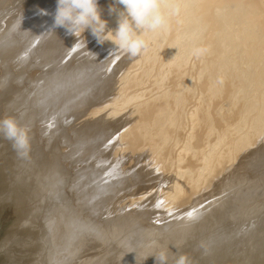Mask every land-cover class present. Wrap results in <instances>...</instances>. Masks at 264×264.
<instances>
[{
	"label": "rangeland",
	"instance_id": "obj_1",
	"mask_svg": "<svg viewBox=\"0 0 264 264\" xmlns=\"http://www.w3.org/2000/svg\"><path fill=\"white\" fill-rule=\"evenodd\" d=\"M30 1H32V2H30ZM33 1L34 0H0V32L3 33L4 31L2 32V30H5L6 27L7 28H11L12 21H15L16 18L20 14H22V12L24 10H26L28 8V6L31 7V4L32 3L34 4ZM258 1L261 2L262 6L264 8V0H258ZM258 1L257 0L256 1L255 0L254 1L253 0H165V2H167V3H173V4H175V5L178 6V12L175 15L169 16V18H168L169 19V24L172 23V28L173 29L174 28L175 29L177 28V29L176 30H170L169 31V29H172V28L170 27L171 25L168 24L169 29L167 27V29H168L167 30V33L169 32V34H167L166 33V30H164V31H160L158 33H148L149 36L147 35V37H146V39H147L148 37H150V35L158 34L159 37H160V39L162 40L163 37H164V33H166L165 35H167L168 37H169V35H171V38L169 37L168 39H171L172 41L174 39V41H175L176 36L174 38L173 37L174 35H177L178 36V34H179V36L181 37V34H182V36L184 34V36H185V38H183L184 40H186V39H187V41L188 40H191V41H188V42H191V43H187L186 44L187 50H184V51L182 50L181 51L178 48H176L177 50L181 51V52H178V51L176 52V50L174 49L175 50L174 52H176L177 54L178 53L179 54L181 53V56H179V54L177 55L174 52L172 53V56L174 55V56H177L178 58H181L182 57L183 60H185L187 57H190L189 59L187 58V60H188L187 62L188 63H189V60H191L192 58L194 60V61L191 60L190 61V64H187L186 62H185V64H183L185 66L187 64L186 68L184 67L183 70H185V71L188 70V72H190L189 74L192 76V77H189L188 74H185L186 77H189V78H185L184 77L185 78L184 79L183 77H180L184 81L186 80L189 83L188 84L185 81V83H187L186 86H189L191 81L192 82H195L196 80H194V79H196V78H194V77H196L197 75L199 76L201 74V72H204L205 75H202L203 74L202 73L200 76H203V77H199V81L201 80L203 84L202 83H199L198 80H197L198 82L196 81L195 84L191 82V85L192 84L194 85V86L192 85V88L195 87V88H193V89H195V92H199V90H200L199 88H202L203 86H206V84L209 83L210 80L212 81V82H210V84L214 83L213 81H216V83H219V84L223 82V84H224V82H225L224 80L226 79V81L229 80L230 81L229 83H232L231 86L233 88H234V86L236 84L238 85L239 82L241 83L243 81L241 84H244L245 88H244L243 85L240 84L241 86H239V87L240 88L242 87L241 89H239L238 86H236L235 89H233V88H231V86L228 85L229 84L228 83L227 84L229 86L228 88H231L230 89L231 90V93H232V90H233V93H232V95L230 94L231 95L230 96V95H228V93H230V92H228L227 95H224V96L221 95V98L228 96V97L231 98V99L230 98L229 99L232 100V99H234V98L237 97L236 99L238 100V94H240L243 97L242 98L239 97V98L241 100L242 99L244 100V97L249 96L248 98L247 97L245 98L246 101L244 100V103L247 102L246 103L247 106H243L241 108V109L244 108L243 109L244 110V113H242V112L241 113H242L243 117L245 118L244 120H242V121H244V124L246 125V127H244L245 128V131L247 132V134H248V132L250 133V134H248L249 135L248 139H249L250 142L249 141L247 142V136L246 135H245L244 138L242 137V139H244V141H246L245 142L246 144L247 143H250V144L249 145H246L244 143V141H241L240 140L241 142H243L246 145V146L244 145L246 148L248 146V149H247L248 151L247 150H244L243 148H241L242 151L241 150H238V151H236V153L234 152L235 154H233V151L231 152L235 156L236 160H237V158L240 157V155H241L240 158L241 159H244V160H240V158H239V160L236 161L235 158H234V161H233V158L231 157L232 158V161H230V162H233V163H230L229 162V165H228V161L229 160L227 161L226 160L227 158L224 156L225 150H227L228 148H224V149L221 148V150H220V148H218L220 151H217L218 149H216L217 154H219L221 152V156L219 154V157H221V160H223L224 158H226V159L223 160V163L220 162L221 161L220 159H219L220 161H216V160H218L217 159L218 156H216L215 153H214L215 155L212 154L213 152H215V151H212V153L210 155L211 156L214 155V156H216V158L214 157V159H211V163L213 162L212 160H214L215 162H217V164L219 162V166L218 165H216V166L220 168V171H221L220 173L222 175L219 174V171H218L219 169L216 168L215 163L214 164L212 163L211 166H213V167L215 166L214 169L211 168V170L213 169V171L211 172V174L213 176L211 174H208L207 177L210 179V177L212 176L211 178L214 179L215 181L214 180H211L212 181L211 182L208 178L207 179L205 178V180L206 181L208 180V181L206 182L204 180L205 181L204 182L202 180L204 178L203 176H205L204 175L205 174V171L204 170L206 169V167L208 165H205L206 166L205 168L202 166L203 171H204V174H202L203 176H201V178H200L199 175H201V174L199 173V175H198V178L200 179L199 182L197 180H195L197 178H192V176L191 177L189 176L191 182L192 181H194V182L196 181L198 183V185L196 184V182H195V184H194V182H192V183H190V181L188 182V180L186 179V177H184V179H186V181L188 183H190V184H188L187 182H185V180L181 179V178H183V176L180 175V173H181V170L180 169L186 170L187 169V167H185L186 163L184 165V168H183V166L181 168V164H178L176 166L175 163H174L175 162L174 160H176V159H174V158H176V157H174L176 155V150L177 149L178 150L181 149L183 147V145H184L183 140L181 141V139H183V138H181V136H183L185 134V131L181 133V136H180V134L179 135L178 134H174V136L177 135L176 138L179 139V137H180L179 140L176 139L178 141V142L177 141L176 142H177V144L180 147L179 146H176L174 148L176 150H171L172 155L170 154V155L167 156L168 157V158H166V159H168L167 166L165 165L166 164L165 163L164 164V168H163L164 171L162 172V170H160L159 174L161 175L160 176L161 179H159V181L157 180V182H155L153 184L152 183L147 184V183H143L142 181H140L135 176H132L133 177L132 180L134 181V184H133V182L131 180V177H128L126 179L131 180L132 183H130L129 180H126L125 179L123 181V179H120L121 182L119 181L118 183H116V187L118 188L116 192H114L115 189H113V191H110L109 190V187L107 185H104L105 182L102 183V181L100 180L102 178H99L98 179V177H97L98 181H96L97 179L95 177V174L93 172L91 173V171H89L90 170L89 164H91V161H92V158L91 157L89 158V156H91V154H90L91 151H90V153L88 152V154H87V156L89 155L88 158L91 160V161L88 160L89 161V164H88L87 160L86 161H83L84 163L81 162V160H80L81 157H77V156L75 158H72L70 156L68 157V155L65 154V152L63 151V147L65 145H67L71 141L72 142L74 141L73 137L75 136L74 135V132H76V131H75V129L74 130L72 129V128H74L73 126L72 127L70 126L73 122L71 123V121H69V120H72L71 118L74 116V118H73L72 121L75 122L76 114H77V117H78V118L76 117V120H78L79 117L81 118L84 113L86 114V112L87 113L88 112H92L97 107L99 108V106L101 107V106L106 105L104 103H107L110 100L111 97L114 98V100L111 98V100L113 102L111 103V100H110L109 101L110 103H108L107 106H109V104H111L109 107H112L113 106V108H114V105L117 102V100H115L116 97H114V96L117 95V94L119 95V94H122L123 93L122 97L125 96V94L126 95L128 94L129 97L127 95L126 97H124L125 99L128 97L127 99H130L131 100V98H134L135 97L133 101H136L135 99H138V97H139L138 94L139 93L141 94L143 92L146 95V97H147V93L146 92L149 93L151 91V93H154V92H152V90L157 92V87H155V86H157V85L160 84L158 86V89H160V93H158L159 90L157 92L158 95L160 94L159 96L157 95V93L156 94L154 93L155 95L152 94L153 97H149V96H151V93H150L147 98L143 95L145 97V99H143V100H141V99L144 98V97L143 96H140L141 99L140 98L139 99H140L141 102H139V99H138V102H135V104L133 102V106L134 105L136 106L137 105L136 103H139V105H137L139 107L143 106L142 104L147 103L146 100L148 98L150 99V100L148 99V102L150 101L151 103L152 102L154 103L155 101H159L158 98L161 97V94L164 93L165 90H167V92H168V90H170L171 88H173V87L175 88V85L174 84L175 83H178L179 84L180 79L179 80H175L174 79V82L171 81L172 83H170L169 82L170 81V79H169L170 76H169V78H167L166 76H168V75H165V79L167 78L168 80L166 79V81H168V82H166V81L164 82V77L162 78L163 80L161 79V81H160L157 78V76H156L155 78L157 79V81L155 82V78H152L151 79L149 76H147V78H146V76H144L142 74L143 73L142 72L143 70L142 71H139L138 70L139 73H138V71H134V72H132L134 74H132V73L129 74V72H130L129 70L134 69V67H136V64H137L138 69H139L140 66L143 65V63H145V62L142 60V64H141V59H139L140 62H139V60H138V62L140 64L136 61L137 63L134 62L135 63V65H134L133 58L131 59V57H129L128 55H125L126 56V58H125V56H124L125 53H123V54H120L121 55L120 58L122 59V61H121V59L119 58L120 55L118 54V56H116V59L114 58L116 61L112 59V62L114 61L113 63L111 62L110 59H109L110 61L108 60L107 64H106V62L103 63V64H106V65H103L102 66L101 72L106 71L105 75H108V78L112 79V81L113 80L115 81V79L116 80H118V79L119 80H122L123 78L122 77L121 78H118V76L120 77L121 75L123 76L124 74H126V76L124 78L125 79V82H123V83L125 85L128 84V87L129 88H127V86L124 85L125 86V89L122 88V87H119V88H121L120 89L121 91L120 90L118 91L119 93L114 94V95L113 94H108L110 98L107 97L108 95L107 96L106 95H103V97H99L100 100L102 98L103 105H102V102L100 104L99 103L100 100L97 99L96 102H98V104L93 105V107L90 108L91 111L89 109H87L88 111L87 110L86 111L85 110L82 111L81 107L78 105V102L76 103L78 105V107H77V105L76 106L74 105V107H73V105H70L68 107L67 106H64L65 109H64V107H62V108L60 107L63 110L62 111L61 109H59V111L62 112V113H60V114H62V116L58 117V119L56 118V119L53 120V118H54L53 117V115H54L53 113H50V112L47 113V114H45V112L42 113L40 111V109H39L40 104H38L37 102L29 103V98L31 97L29 93L36 92L39 89H40V92L43 91V90H46V89H51V88H52L51 90H54L56 88L55 87L56 81L54 79H57L58 80V78L60 76L59 75L60 74L59 73L60 71H58L57 73H55L52 76L53 78H51L50 76L48 77V74H46L47 69H46L45 65L43 64V63H45L44 60L43 59L40 60L41 63H39L40 61L38 59H34L33 58L35 56H36L35 58H37V55L38 54L31 57V55L33 53L29 54V56H28V53H26L25 51L22 52L23 49H20L22 46L21 47H17L19 49L16 48V43L20 39H18V37L15 38V35H14V32L15 31H12V35H10L11 33L9 35H4L3 34L4 36L2 35L3 36L2 38H1V33H0V40H1L0 41V57H1L0 58V119H4V118H8V117H11V118L15 119V121L17 122L18 125H20L21 127H25V128H27L29 130L28 131V135H29V141H30V148H29V151H28L27 156L21 157V156H19L17 154L16 151L13 150V147L11 145V142L8 141V140H6V139H4L3 138V134L0 133V262L1 263H3V264H88V263L89 264H139V263L140 264H155V260H154V257L153 256H157L158 257L159 254L163 252V253L167 254V262H166V264H175L176 259L181 254H186L188 256L190 264H200V263L201 264H264V169L260 173L257 172V171L255 172L256 169L257 170H258V168L260 169L259 166L263 165V166H261L263 168L264 167V164L257 165V164H259L257 158L260 156V155H257V154H262V153H261V151H259V153H257L258 152L257 149H256V152L254 151L255 150L254 148H257L258 147V144L257 143H258L259 139L260 138H263L264 139V136L261 137L262 135H264V130H263L264 129V127H263V125H264L263 124V122H264V119H263L264 118V106L263 105L264 104H262V102L264 103V101H263V98H264V94H263L264 91H263V89H264V87H263V89L260 90V88H262V86L264 85V84H262V81L264 83V72H263L264 71V67H263L264 66L263 65L264 64L263 63L264 60L261 61L262 58L264 59V55H262V53H264V45L263 46L262 45L259 46L261 44L259 40H261L262 38L264 39V37L261 36V35H264V34H261V33H264V32H260L262 29H264V12L262 13L261 12V9L257 5V3H259ZM22 2H23V4H22ZM47 2H48L47 3L48 5H51V6L48 7V9L51 8V10H54L55 11V8H56V0H47ZM113 3H114V0H98V9L100 10L101 19L102 20H105V16H106V17L111 18V20H112V24H110V26H109L110 29H115V27H116V19H117L116 15H114V18H112L111 17V14H109V11H108L109 7L110 6H113ZM114 6L116 8H119V5L118 4H116ZM255 7H256L257 10L254 9ZM120 8H122V7H120ZM253 9L255 10V13H253L254 12ZM258 9H260V10H258ZM183 10H185V12ZM171 17H175L177 20L182 19L183 22L180 20V23H179L176 19H173V21H174L173 22L172 20H170ZM8 23H10V24H8ZM183 23H185V25L187 24V27H185V25H182L183 26L182 27L181 24H183ZM173 24L174 25L176 24V26L173 27ZM3 26H5V27L3 29H1ZM179 27H182V28L185 27L183 29V31L180 30L181 31V34H180V31H179V29H180ZM172 31H173V33H172ZM175 31L178 32V34L177 33L175 34ZM183 32H185V33H183ZM259 32H260L261 35L259 34ZM257 33L261 37L260 38L258 36V41H257V35H258ZM89 35H90V33H89ZM11 36H12V38H11ZM48 36L49 35H45V36L41 37L42 38V41L41 42H42L43 45H46L44 42L46 41V43H47V40L49 39ZM179 36L176 38V40L177 39H180ZM6 38L8 39V41H7ZM168 39H166L167 40V43L170 42ZM148 40H149V38H148ZM180 40L176 41V42H178L177 43L178 44V47H179L180 42H183L182 39H180ZM213 40H216V41H214V43H215L214 50H213V46H214ZM172 41L170 43H172L174 45L175 43H173L174 41L173 42ZM184 42H183V45H182V43L180 44V45H182L183 48H185L184 45L186 43V42L185 43ZM261 42H262V44H264L263 41H261ZM107 43H108V45L109 44L112 45L110 42H105L104 44L106 45ZM219 43L222 44V45H220L222 47H220V46L216 47V45H219ZM177 44H175V45L177 46ZM187 45H188V47H187ZM98 46L99 45L95 41L94 47H98ZM190 46H191V48H190ZM225 46L228 47L226 49L229 50L230 55H229V53H228L227 50H224L225 48L223 49V47H225ZM8 47H10V49ZM194 48H202L205 51L203 52V54L201 56L195 57V58L194 57L191 58L192 55H190V54L192 53V50ZM217 48H220L219 49L220 51ZM239 48H240V50L242 49V51H240L241 53H239V50H238ZM257 48H258V51H256ZM5 49H6V51L8 49L9 51H7V52H10L11 53V55L9 53H7L8 55H10V58H8L9 56L7 54H5L6 53L5 52ZM16 49H17V51H16L17 53H15V50ZM188 49L191 50L190 51L191 53L188 52ZM221 49H223L224 52ZM10 50L14 51L13 52L14 55H13L12 51H10ZM217 50H218V54H217ZM20 51H21V53H20ZM253 51H255V52H253ZM162 52L164 53V51H161L160 54ZM185 52H188V54L190 56H188ZM259 52L261 53V56L258 55ZM1 53H2V55H1ZM163 53L161 55H163ZM215 53L217 54V56H216ZM220 53L222 55H220ZM237 53H238V55H236ZM255 53H257V54H255ZM3 54H5L6 56H4ZM15 54H17L16 58H14L15 57ZM231 54H232V56H231ZM239 54L240 55L242 54V57ZM25 55L27 57H24ZM250 55L251 56H253V55L256 56L257 55V58L256 57L253 58L254 56L253 57H250ZM108 56H109V54H108ZM108 56H105L104 59H106V57H108ZM183 56L186 57V58H183ZM221 56L223 58V59L221 58V60L227 66V69L224 66V68L227 70V72L221 66L222 64H218V63L216 64V63H214L213 65H211V63H213L214 61L217 62L216 61L217 59L220 60V57ZM239 56L241 58H243V60H242L243 62L242 61L240 62L241 59H239V63L237 61V63H236L237 65H235V66H238L239 68L238 67H234L235 61L238 60V58H240ZM230 57H232V58H230ZM117 58H119V59H117ZM123 58L125 59L126 62L123 61L124 60ZM214 58H216V60H214ZM228 58L232 59L233 62H234V64H233L232 60L230 61ZM259 58H261V59L259 60ZM2 59L3 60L6 59V60H4L5 62ZM227 59H228V61H227ZM256 59L259 60L258 61L259 63L261 62L260 63V67H259V64L256 63L257 62ZM15 60H19V63L20 64L18 63V61L16 62ZM23 60H24V62H23ZM118 60H120V62ZM129 60L132 63H129L130 62ZM208 60H210L212 62L211 63H206L205 61L210 62ZM219 60H218V62L220 63L221 60L220 61ZM9 61L11 63H9ZM25 61L28 62V63H26ZM35 61H38V62L35 63ZM229 61L231 62L230 64H229ZM14 62H15V64H13ZM29 62L31 64L34 63L33 66H36V68L33 67ZM156 62L158 63L160 61H156ZM204 62L206 63L205 64V67H204V64H203ZM108 63L111 64V65H108ZM114 63H116L115 64L116 66L114 65ZM146 63H147L148 66L150 65L151 68H153V70L156 69L154 67H156L155 64H157V63L154 64L155 66L151 65L148 62H146ZM192 63H193V65H196L197 63L200 64V66L198 64L197 65L199 67V70L201 69V71H199L197 69L198 67L196 68L195 66L192 67V69H195L196 68V70H192V69L189 70V68H191V66H193ZM246 63H248V64L246 65ZM25 64H26V66H25ZM131 64L133 66H131ZM207 64H208V66L210 64L212 67L214 65L215 66L218 65V68H219V66H221L222 69L220 70V68H219V70L220 71L223 70V71L218 73L219 70H217L218 69L217 67H215V66L213 68L211 66L208 67ZM240 64H241V66H240ZM9 65L11 67H9ZM117 65H119V66H117ZM160 65H162V64L161 63H158L157 66L160 67ZM248 65H249V69H251V71L249 70L250 73H249V71L247 72ZM13 66H14V68H13ZM106 66H108V67H106ZM112 66H114V67H112ZM148 66L144 65V66H141V67H143L142 69L145 70V69H148ZM150 66H149V68H150ZM230 66L233 67V70L234 71H232V69H231L232 67H230ZM19 67L22 68V69L20 70ZM23 67H25L27 70H25V68H23ZM44 67H45L46 70L44 69ZM104 67L106 68V70H104L105 69ZM117 67L119 68L118 70H120L121 67H122V69H121L122 71L119 72L117 69H115ZM127 67H128L129 70H126ZM206 67H208L209 69L206 68ZM254 67H255V69L262 67L263 70L261 69L262 70L261 71V70L256 69L257 72H255V69H254V71L252 70ZM215 68H217L216 69L217 71L215 70L216 73H215L214 70H212V69H215ZM237 68L240 69V70L237 71ZM3 69H5V70H3ZM135 69L137 70V68H135ZM203 69H205V70L202 71ZM206 69L208 71L210 70L208 72L209 74L207 73ZM19 70H20V72H19ZM107 70L109 72H107ZM123 70H124V72H123ZM156 70L158 72L159 69L157 68ZM114 71H115V74H113ZM191 71H194V73L192 72V74H191ZM242 71H244V72H242ZM29 72H31V74H33L34 76L31 75ZM33 72H35L36 74L33 73ZM126 72L130 75L129 78H128L129 80L126 78V77H128V74ZM140 72H142V73H140ZM157 72H156V74H157ZM196 72H198V74ZM212 72L215 73L216 75L213 74L214 75L213 76L212 75ZM233 72H234L235 79L233 77V74H231ZM238 72L239 73L242 72L241 75L243 76V79H241V77H240L241 75ZM24 73H25V75H24ZM110 73H112V74L110 75ZM135 73L139 74V76L141 75V77H139L138 75H136V77H135L136 79H133L134 76H135ZM181 73H183V71L180 72V74H179L180 76H182ZM184 73H187V72H184ZM217 73L218 74L223 73L224 74V77L226 76L225 79L223 77V81H221V79H222L221 76H223V74H222L219 77L220 78V82H219L218 81L219 78L216 77L218 75ZM227 73H228V75H227ZM255 73L256 74L259 73V74L256 75ZM103 74H104V72H103ZM131 74L134 75V76H132ZM193 74H194V76H193ZM206 74H208L209 77L212 76L213 78L212 77L211 78L213 80L212 79L208 80V76ZM253 74H255V75H253ZM112 75H113V77H110ZM229 75H231V76H229ZM237 75H238V77H240L239 79H241L242 81H240L238 79ZM246 75H247V77H246ZM252 75H253V78H252ZM32 76H33V78H32ZM115 76H117V78H115ZM131 76L133 77L132 78L133 81H132V79L130 80V77ZM205 76H207V82L205 80L206 79ZM248 76L251 77V79L253 80V82L250 79V77H249V80H248ZM256 76H258V77H256ZM34 77H35V80H34ZM142 77H144L143 82H142ZM148 77H149V79H148ZM176 77H178V75ZM214 77H216L215 78L216 80L214 79ZM236 77H237V79H236ZM244 77H246V78H244ZM25 78H28V79L25 80ZM29 78H31V79H29ZM49 78H51L52 81L49 80ZM137 78H139V80ZM172 78H175V77L172 76ZM190 78H191V81L189 82V79ZM200 78H202V79H200ZM146 79H148L149 82L152 80L150 82V85H148L149 82H147ZM254 79L257 80V83L258 84H256V81H254ZM39 80L41 82H39ZM127 80L130 81V82H126ZM140 80H141V82H140ZM144 80H146V81H144ZM183 80H181V83L184 84V81ZM235 80L237 82L239 80V82L237 83ZM246 80H248L249 82L246 81ZM22 81L24 83H21ZM47 81H48V84H47ZM250 81L253 83V85H252V83ZM18 82H20V83H18ZM133 82L138 87L140 86L141 83L143 85L144 82H146L145 84H147V85L144 84V86L141 87V88L144 87V89H141V88L139 89V88H136L135 86H133V84H134ZM137 82H140V83H138L139 85L137 84ZM227 82H225V84ZM259 82H260V84H259ZM44 83L47 84V85H45ZM118 83H119V86H120V84L122 83V81L121 82L118 81ZM130 83H133V84H130ZM154 83H155V86H154ZM166 83H168V85L165 86L166 88L169 85H171L172 87L169 86V87H171L170 89L168 87V89L165 88L164 91H161V89L163 90V88H164L161 85L162 84L163 85H166ZM246 83H247V86L249 84V87H253L254 86L255 87V90L258 89L259 92H257L258 90L256 92H254L255 91V90H253L254 88L246 87ZM23 84H25L24 86H26V87H23ZM183 84H182V87H186V86H184L185 84L184 85ZM196 84L198 85L197 87H199L198 88L199 90L195 86ZM199 84H201V85H199ZM223 84H221V86ZM17 85H19V86H17ZM33 85L35 86V88H34ZM42 85H44V88L43 89L41 88ZM257 85L260 88H257L256 87ZM37 86H38V88H37ZM50 86H51V88H49ZM121 86H123V85H121ZM45 87H47V88L45 89ZM133 87H135L134 91L135 90L138 91V89H139L141 92L139 91L138 94H137V91H135L136 93L134 91L132 92L131 89H133ZM154 87L156 88V90H155ZM207 87L209 89V84H207ZM246 88L248 89V93H247ZM122 89H124L126 91L127 90H130L132 93L130 91L125 92ZM196 89L198 91H196ZM242 89H244V91H243V93L242 92L240 93L238 90H242ZM142 90H144V91H142ZM172 90H170L169 92H171ZM69 91L70 90L67 89L66 92H65V94L66 95H70L71 94L70 96H73L74 95L76 98L78 97V96H76L78 94L72 93L71 91H70L71 93H69ZM107 91H108V88H107ZM116 91H117V89H115V92ZM192 91L194 92V90H191L190 93L188 91V93L186 94V98H185L186 100L184 101L186 103H183L186 106L184 107V105H182L184 107V108H182V111L185 110V113L186 112H189L192 109H194L193 107L195 105V102H199L200 101L199 95H201V93L200 94H197L196 93V97L198 96L197 98L199 99L198 100V99H196L194 97L195 96V93H194V96H192L193 95ZM252 91L254 92V94H255L254 96L255 97L253 96V92ZM115 92H112V93H115ZM167 92H165V93H167ZM173 93H174V91H173ZM234 93H236L235 94L236 97H234ZM245 93H247V95H245ZM260 93H262V94H260ZM135 94L137 95V97H136ZM190 94H191L190 99H189V97L187 99V95L189 96ZM259 94H260V96L261 95H263V96L258 97ZM110 95H113V96H110ZM118 95H117V97H118ZM130 95H131V98H130ZM217 95H215V96H217ZM132 96H134V97H132ZM154 96H158V98H157L158 100L155 99ZM232 96H233V98H232ZM250 96H251V98L252 97L253 98L250 99ZM104 97L109 98V100L106 98V102L103 101ZM211 97H213V95H211ZM228 97H227V99H228ZM124 98H123V100H124ZM151 98H153V99H151ZM255 98L257 99L256 101H254ZM259 98H260V100L262 98V100L260 101ZM16 99H18V100H16ZM27 99H28V101H27ZM224 99L221 100V101L222 102L225 101L226 104H228L227 101L229 102V100L226 101V98H224ZM236 99H234L233 101L234 102H239V100L237 101ZM248 99L252 103L255 102V103H253L254 107L252 105V107H253L252 110L249 109V107L251 108V104L252 103L249 104L248 103L249 102ZM12 100L14 102H12ZM187 100H188V102H187ZM219 100H217L218 102L217 101H215V102L216 103H222V102H219ZM258 100L261 102L262 105L260 104V102H258ZM114 101H115V103H114ZM119 101H120V104H121V100H119ZM233 101H230V102H233ZM30 102H31V100H30ZM131 102L132 101H130L129 104H131ZM256 102H257V105H255ZM4 103H5V105H4ZM117 103H118L117 105H120L119 102H117ZM140 103H142V104H140ZM240 103H241L240 104V107H241L243 101H240ZM244 103H243V105H246ZM36 104L38 105L37 107H36ZM226 104H223V107H225ZM230 104H229V106H230ZM248 104H249V107H248ZM16 105H17V107L19 106L18 107L19 109L16 107ZM20 105H21V107H20ZM221 105H220V107H222ZM23 106L25 108H27V109H25ZM29 106H31V107H29ZM129 106L131 107L132 104L129 105ZM182 106H180V107H182ZM236 106H237V109H238L239 108V103H237ZM255 106L256 107L258 106L257 107L258 109ZM260 106H261V111L263 112V117H261V119H259V117L262 116V115H260L262 112H258V110L260 109ZM10 107H11V109H10ZM94 107H96V108H94ZM120 107H121V110H122V106H120ZM217 107H219V105H217ZM74 108L76 110H74ZM127 108H129V107H127ZM222 108L219 109L220 112L216 108L218 114L221 113ZM226 108L227 107L223 108L222 111L228 112L229 109L227 110ZM77 109L80 110V111H82L83 114L82 113H79L80 111L77 112ZM112 109H110V108L107 107L106 111H103L104 114L106 112V115H104V117H102L101 119H100V117L103 114L101 116H99L101 114V112H100V114H98L99 120L102 121L103 118H107L108 120L107 119H103V123H105L104 121H106V120L108 122L109 121H112L113 120V119H111L112 117L110 118L111 114L113 113L112 112ZM241 109H240V111H241ZM247 109L250 110V112H249L250 114H247L248 111H249ZM254 109H256L255 110L256 112L254 111ZM16 110H18V111H16ZM64 110L66 112H64ZM116 110H118V108ZM125 110L127 111L128 109H125ZM71 111L73 113L74 112L75 113L73 114ZM98 111H100V110L98 109ZM101 111H102V109H101ZM113 111H114V109H113ZM126 111H124V112L122 111L123 113H118L120 115V116H116V117H118V119H115L116 117L114 115V119L116 121V122L114 121V124H117L118 126L120 125V123L122 122V118H125L126 115L129 114V112L128 111L126 112ZM179 111H180V109H179ZM177 112L178 111H175L174 113H177ZM251 112H252V114H251ZM63 113L65 114V116L69 117V118L66 117V120L68 122L65 121V119H64L65 117H64ZM67 113H68V115H66ZM185 113H183V116H181V117H184V116L186 117L187 114H185ZM51 114H53V115H51ZM69 114H71L72 117ZM108 114H110V116H108ZM121 114L124 115L125 117H123ZM179 114L181 115L182 113H179ZM32 115H33V117H32ZM177 115H178V113H177ZM251 115L253 117H255V118H257V115H258V118L255 119L256 122L254 121V119L253 120L252 119L250 120V117L253 118ZM49 116L50 117L51 116L53 117V118L51 117L50 123H49V119H50ZM86 116H88V115H86ZM243 117H242V119H243ZM247 117H249V119ZM179 118H180V116H179ZM59 119H63L64 122H62V124H64V126H61V123H60L61 120H59ZM247 119H248V122H250V123H248L247 121L245 123V120H247ZM257 120H259L260 122L263 121L262 122L263 125H261V123L257 122ZM119 121H121V122L119 123ZM251 121H253V122H251ZM53 122L55 124H53ZM44 123H45V125H44ZM251 123H256V124L259 123L260 126L259 125L258 126L259 127H261V126L263 127V128H260V130L263 131V132L258 131L259 130V127H257L258 129H256V126L257 125L255 126V124H253V126H255L256 131L261 132L260 134H258V132H256V131L254 132V129H253L254 127H252V126H251V128L253 129V132L256 133V134H254L253 132H250V130L247 131L246 128L248 127V125H252ZM57 124H58V126H57ZM110 124H111V122L109 123V126H110ZM114 124L112 123L111 126L114 125ZM42 125H43V127H42ZM117 125H114L116 129L118 128ZM66 126L68 127V129H70V130H68V132L70 131V133L67 132ZM114 126L111 127V128H114ZM91 128L87 126L86 129L84 128L83 130H88L89 131V130H91ZM242 128H243V126H242ZM248 128H250V126ZM71 129L73 130L72 133H71ZM59 130H60V132H59ZM200 131H202V130H200ZM200 131H198V133ZM37 132H38V134H37ZM39 132H42V133H39ZM71 134H73L72 135V138H71ZM257 134H258V136H257ZM250 135H252L254 137H251ZM256 136L259 137V139L254 140L253 138L256 139ZM211 138L212 137H209L210 140L209 139L208 140L210 141V143H213L212 141H214V140H212ZM70 139H72V140H70ZM251 139H253L255 141V143ZM61 140H62V142H61ZM173 140L175 141V138H173ZM262 140L259 141L260 142L259 143L260 144L259 146L260 147L262 146V148H260V149L264 152V150H263L264 149V146H263L264 143L262 142ZM251 141L254 144H256L257 147H255V145ZM176 142H174V143H176ZM261 142L263 144H261ZM181 144H183V145L181 146ZM177 147H179V148H177ZM249 147H251V148H249ZM167 149H169V148H167ZM249 149H250L251 152L249 151ZM258 149H259V147H258ZM222 150L224 151V154H223V151ZM239 152H240V154H239ZM244 152L247 155L245 154L244 156H242L244 154ZM247 152L252 153V155L254 154V157H255V154L257 153L256 154V157H257L256 159L257 160L254 159L253 157L252 158L254 160L251 159L250 156H252V155L249 154V153H247ZM253 152H255V153H253ZM169 153H170V151H168V154ZM231 153H230V155H231ZM237 155H239V157H237ZM263 155H264V153H263ZM169 156H171V158ZM228 156H229V153H228ZM245 156L248 157V159H246ZM68 158H71V159L70 160H66ZM211 158H213V156ZM228 158L230 159V156ZM263 158H264V156H263ZM263 158L259 157V159H261V160ZM185 159H187V158H185ZM102 161L100 160L98 162V164H96V170H107L106 167H108V169L111 168V166H108L107 165V164L110 163L108 160H102ZM235 161H236V163H234ZM238 161H240V162H238ZM250 161L251 162L252 161H257V163L255 165L254 164L255 162L254 163L253 162L251 163ZM249 162L251 164H249ZM263 162H264V159H263V161L261 163H263ZM225 163H227L228 166H226L224 168L225 170L224 169L222 170L223 165L224 166L226 165ZM221 164H222V166H220ZM198 165L195 164L194 166H196L197 169H202ZM230 165L232 167H230ZM234 165H236V166H234ZM240 165H242V166H240ZM253 165H254V167H253ZM246 166H248V167L246 168ZM256 166H257V168H256ZM65 167H66V169H65ZM165 167H167L168 169L165 168ZM228 167H230V168H228ZM175 168H177L178 171L180 170V173L177 172V170ZM237 168H238V170H237ZM216 169H217V171H215ZM228 169H230V171H231V174L230 175L228 174L229 173V171H227ZM241 169H242V171H241ZM243 169L245 171H243ZM247 169H248V171L250 170V172L252 171L251 173H253V174L250 173L251 176L248 173L246 174ZM175 170H176V173L178 175L175 173ZM184 170H182V171L183 172H186ZM223 171H225V174L227 175V177H226V175L224 174ZM113 172H114V170H113ZM200 172L202 173V170ZM226 172H228V173H226ZM242 172H244V173H242ZM241 173H242V176H244V175H247V176L241 177L240 176ZM258 173H259V176L260 177L258 176ZM218 174H219V176H218ZM232 174H234V178H233V176L231 177ZM235 174H236V176H235ZM254 174H257V176L260 178V182L258 181L259 178L258 179L255 178L256 176ZM215 175H216V177H215ZM178 176L180 177L181 181L178 178ZM185 176H187V175H185ZM228 176H229V178H228ZM219 177L221 178L220 179L221 180L220 181L221 182V185L219 184L220 182H218V184H215V182L217 183V181H219L218 180ZM134 178H136V179L134 180ZM223 178H226L227 179V180L224 181L227 184V186H225V187H228V186H230V187H228V188H225L224 187L225 183L222 180ZM230 178H231V181L228 180ZM239 178H241V179H239ZM251 178H253V180ZM173 179L176 180L174 182H178V183L183 184L184 191L186 193L185 194V197L186 198L189 195L191 196V195L195 194V195H193V197H194L193 200H194L196 197H199L200 194H201V196H200L201 198L200 199H203L204 200L203 201V205L204 206L202 205V202H201L200 199L199 200H200L201 203L196 204L197 206H199L201 208L202 207H206V206H208V207L210 206L211 208L213 207L212 209L210 208L213 211V209L218 205V203H217L218 200H216V202L214 201L217 198V199L220 200V202L219 201L218 202L221 205H223L222 207L225 206L224 208L220 207L222 209V211H225V212H218L220 210L218 208V206H221V205H218L217 208H216V211L214 209V212H211V210L209 211V208H207V210L209 211L208 213L211 212V213L214 214L213 219H210V218H212V214L211 213L208 214V215H211V216L208 217V215H204V214L207 213V210L205 208L204 209H201L200 208L199 209L200 212L197 211V216H200V217L198 218L195 215L194 217L197 218V219L195 220V218H192V220H191V217H193V214L191 215V212H190V214H186L188 212L186 210L188 207H186V205H184V206H178L177 204H175V206H174V203H172L171 200H170V197L171 196H169L167 194V192L166 193L164 192V191H167L165 188H167L168 186H173V184L171 183L173 181ZM242 179L243 180L245 179L246 182L243 181ZM232 180L235 181V182L237 181L240 184H238L237 182L234 183ZM125 181H126V183H125ZM128 181H129V183H130L131 186L129 185ZM135 181L136 182L138 181V183H135ZM241 181H243L245 183H243ZM123 182H124V184H123ZM140 182H141V184H140ZM169 182L171 183V185H170ZM183 182L185 183V185H184ZM200 182L204 184V185L202 184L204 186L203 189H206V190L201 189L202 188V185H200L201 184ZM205 183H207L209 185L212 184L213 185L212 188L209 185H207V184L205 185ZM228 183H230V184L228 185ZM241 183H243V184H241ZM126 184H128V185H126ZM150 184H152V185H150ZM189 185L191 186L190 188H189ZM218 185H219V188L223 186L222 187L223 189L221 188V191L218 189V187H217ZM65 186H67V187H65ZM200 186H201V188H200ZM185 187H186L187 190L185 189ZM168 188H170V187H168ZM193 188L194 189L195 188H197V189L200 188V190H202V193L200 192V190H198V191H197V189L193 190ZM207 189H211V191H209ZM215 189H216V191H215ZM88 190H89V192H88ZM161 190L162 191L164 190L163 191V194H162ZM189 190H190V192H189ZM65 191H67V192H65ZM195 191H197V193H195ZM152 192H153V194H152ZM155 192H157V193H155ZM211 192L214 193V194H212V196L215 195L216 198L213 199L212 196L211 197L208 196V195H211L210 194ZM164 193L168 195V198L169 199L166 197L167 195L165 196L166 198H164V195H165ZM198 193H200V194H198ZM205 193L206 194L208 193V195H206ZM222 193H224V196H223ZM98 195H100V197ZM112 195H116L115 196L116 197L115 199L117 200V202L114 199H112L110 201V203H109V201H106ZM148 195H150V197H148ZM158 195H159V197H158ZM142 196H143V198H142ZM145 196H147V199H146ZM160 196H162V198ZM71 197H72V199H71ZM139 197H141V198H139ZM153 197H155V199ZM189 197H188V200L189 201L186 202L187 206H188V203L192 200V198H191L192 196L190 197L191 199ZM208 197H210V200L208 199ZM204 198H207V199L205 200ZM222 198H223V200H222ZM140 199H142V200H140ZM153 199L155 200V202H153L154 201ZM199 200H198V202H199ZM208 200H209V203L210 204L209 205L208 204L206 205V203L208 202ZM221 200H222V203L223 204L221 203ZM224 200L227 201L226 202L227 205H226V203H225ZM140 201H141V203H140ZM136 202H138V203L136 204ZM150 202H152V204ZM193 202L194 201H192L191 203H193ZM104 203H106L108 205H106ZM191 203H189V205H191ZM213 203L216 204L215 207L213 206L214 205ZM224 203H225V205H224ZM96 205L99 206V207L97 208ZM129 205H130V207H129ZM148 205H150V206H148ZM196 205H195V207H196ZM108 206H112V208L111 207L108 208ZM134 206H135L136 209L134 208ZM102 207H103V209L105 207V209H109V210H103ZM126 207H127V209H126ZM131 207H132V209H131ZM152 207H153V209H152ZM195 207L193 209H196L197 208L196 210H198V207H196V208ZM123 210H124V212L126 211L125 212V216H124V213H123V217L124 218L122 217ZM196 210H193L192 212H194V214H195V211ZM243 210L245 212H247L246 213V216H244L245 215L244 214L245 212ZM255 210L256 211L258 210L257 211L258 214H257V212ZM54 211H55V213H54ZM104 211H106V212H104ZM99 212H101V213H99ZM215 212L216 213L218 212V214H216ZM235 212H238V213L235 214ZM241 212L243 214V217L244 218L247 217L249 220L247 218H246L247 220L244 219L242 216L238 217L237 214L241 215ZM104 213L107 216L106 221L109 219L106 223L104 221L105 218L102 219L104 217L103 216ZM198 213H200V214H198ZM108 214L110 216L111 215L112 216H115L114 217V220H113V217H110ZM119 214H121V215H119ZM131 214H133V215H131ZM215 214H216V216H215ZM232 214L236 215V216L233 215V217L234 218L235 217H238L239 220L237 218L234 219L232 217ZM247 214H249V217L247 216ZM79 215H80V217H79ZM118 215L120 217H118ZM184 215H186V216H184ZM158 216H159V218H158ZM189 216H191V217L189 218ZM206 216L209 219L206 218L208 220L205 222L204 220H205V217ZM230 216H231V218H229V221H228V217H230ZM128 217H129V219H127ZM183 217H185V223H184V220H183L184 218ZM44 218H45V221H44ZM99 218H101V219H99ZM117 218H119V219L121 218L120 220H122V218H123V221H119ZM200 218H202L201 220H203V222H205L204 224H203L202 221H200ZM214 218H215V220H214ZM241 218H243V220ZM230 219H231V222H233V223L230 222ZM110 220H113L115 224H117L116 222L118 221V224L119 225L118 224L115 225L113 223L115 226H113V229H111V226L112 225L109 224V223H112L113 221H110ZM115 220H117V221H115ZM187 220L190 223L189 222L186 223ZM194 220L196 222L193 223ZM210 220L211 221L212 220L215 221V223L213 221L211 222ZM232 220H234V221H232ZM199 221H200V224L198 223ZM120 222H122V223H120ZM174 222H176V224L177 223L180 224V222H181V224H180L181 226L177 224V226L178 227H181V228L179 229L176 226V224H174ZM103 223L104 224H107L106 225L107 226L106 228L108 230L105 228L107 231L112 230V232H113L114 229H115V232H113V234H112L111 231L110 232H107L111 236H107L106 235V232H105L106 230L101 227V226L105 227ZM56 224L58 225V227H57ZM201 224H202V226H201ZM161 225H163V226H161ZM169 225H175L177 227V229H176L175 226L174 227L171 226L172 228L171 227L168 228L167 226H169ZM183 225L184 226H190V227L192 226L193 228L192 227L191 228L189 227L190 230H191V233H190V230L187 228L189 230V234L187 233V236L184 235L185 237L183 236L182 237L183 239H182L181 238V236L183 235L182 232L184 231L183 229H185V227ZM197 225H199V226H197ZM109 226H110V228H108ZM119 226H120V229H119ZM152 226H153L154 229L156 227L160 226V228L158 227L157 229H159V231L161 233L163 232V235H162L161 233H159L158 230L155 229L156 230L155 232H157V233H154V234H157L158 236L162 237V238H160L159 242L156 239V237H158L157 235H153V237L156 236L154 239L152 237L148 236V234H150V233L152 234V232L154 231V230L151 229ZM154 226H156V227H154ZM124 227H125V229H124ZM102 229L105 230L104 232H105L106 238H104L105 235L103 237V234L104 233H102L103 232ZM117 229H118L119 232H116ZM121 229H122V231H120ZM146 229L147 230L150 229V230H148V232H147ZM187 229H186V231L188 232ZM193 229L195 231H193ZM179 230L181 232H179ZM186 231H184V234H186L185 233ZM142 232L144 234H145V232H147V233H146V235H144ZM195 233L196 234L198 233L197 234L198 236ZM202 234H204V235H202ZM179 235H180V238L182 240H180V238H178ZM76 236H77L78 239L76 238ZM84 236H86L87 239ZM143 236H145V241H144V237ZM176 238L179 239V240H175ZM193 238H195V239L193 240ZM104 239L107 240V241H105ZM158 239H159V237H158ZM184 239H185V241H184ZM45 240H47V241H45ZM71 240L74 241V242H72ZM148 240H150V241L148 242ZM153 240H154V243H156L155 240L157 241V243H161V244H158V245H161L162 248H164V249H162L159 246H157V244H153ZM173 240H175V241H173ZM195 240H197V241H195ZM163 241H165V242H163ZM186 241H188V242L190 241V242L188 243ZM143 242L144 243H147V244L150 243L151 248H149V245H147V247H148L147 249L148 250H145L146 245H144L145 248L143 250V248H142L143 247ZM79 243H81L83 245H81ZM187 243L189 244V246H188ZM167 244L170 245V246L167 247L166 246ZM190 244H191V246H190ZM72 247H74V248H72ZM76 248H78V249H76ZM167 248H169V249H167ZM170 249H172V252H171ZM158 250L161 251V252L159 253ZM162 250H164V251H162ZM166 250H167V252H166ZM147 256H148V258H147Z\"/></svg>",
	"mask_w": 264,
	"mask_h": 264
},
{
	"label": "bare ground",
	"instance_id": "obj_2",
	"mask_svg": "<svg viewBox=\"0 0 264 264\" xmlns=\"http://www.w3.org/2000/svg\"><path fill=\"white\" fill-rule=\"evenodd\" d=\"M254 1V0H253ZM256 1V0H255ZM258 1V0H257ZM2 2V1H1ZM21 2V1H20ZM28 2V1H27ZM30 2H32V1H30ZM34 2V4L32 5L31 4V7H29L28 6V10L26 9V10H24L23 12H22V14H20L17 18H16V20L15 21H12V26H11V28H7L6 27V29L5 30H2V32L3 33H1V38L4 36V35H9L10 33V35H12V31H15L14 32V35H15V38L16 37H18V39H20V40H18V42L16 43V48L17 47H21L20 49H23L22 50V52H26V53H28V56H29V54H31V53H33L32 55H31V57L32 56H34V55H37V58H35V57H33L34 59H38L39 61L40 60H44V62L45 63H43L44 65H45V67H46V69H47V72H46V74H48V77L50 76L51 78H53L52 76L55 74V73H57L58 71H60L59 73V78H58V80L57 79H54L55 81H56V84H55V89L54 90H51L52 88H51V86L49 87V88H51V89H46L47 87H45V89L46 90H43V91H41L40 92V89L38 90V91H36V92H32V93H29L30 94V98H29V103H33V102H37L38 104H40V107H39V109H40V111L42 112V113H44L45 112V114H47V113H53V114H51V115H53V120L54 119H58V117H60V116H62V114H60V113H62V112H60L59 111V109H61L62 107H64V106H70V105H73V107H74V105L76 106L77 104V102H78V105L81 107V109H82V111L83 110H87V109H89L90 111H91V109L90 108H92L93 107V105H95V104H98V102H96V100L98 99V100H100V98L99 97H103V95H108V94H117V93H119L118 91L121 89V88H119V87H122V88H124L125 89V86H127V88H129L128 87V84L127 85H125L123 82H125V76H126V74H124L123 76L121 75L120 77L118 76V78H123L122 80H116L115 79V81L113 80L112 81V79H110V78H108V75H105V73H106V71H103L104 72V74H103V72H101V68H102V66L103 65H106L107 64V62H108V60L110 59L111 60V62H112V59L113 60H115L116 59V56H118V54L120 55V54H123V52H121L120 50H118L117 48H115V46L114 45H108V43L105 45V44H103V45H99L98 47H94V43H95V39L91 36V35H89V31L88 30H85V32L82 34V37H80V38H74V37H72L71 35H68V34H66V31L63 29V28H55V29H53L52 28V23H53V20H52V17H53V14H54V10H51V8L50 9H48V7L49 6H51V5H48L47 3V0H34L33 1ZM259 2V1H258ZM10 3V2H9ZM15 3V2H14ZM254 3V2H253ZM22 4H23V2H22ZM257 5L259 6V8L261 9V12L263 13L264 12V8H263V6H262V4H261V2H259V3H257ZM23 6V5H22ZM120 7H122V6H120L119 5V8H117L118 10H122V8H120ZM254 7V6H253ZM257 7V6H256ZM256 7L254 8L255 10H257L256 9ZM9 8V7H8ZM11 8V7H10ZM253 9V13H255V10ZM260 9H258V10H260ZM14 11V10H13ZM184 12H185V10H183ZM193 11V10H192ZM183 13V12H182ZM114 15H116L115 13H112L111 14V17L112 18H114ZM109 16V15H108ZM254 16V15H253ZM183 17V16H182ZM109 17H106L105 16V21L107 22V29H110V24H112V20H111V18H109ZM15 19V18H14ZM13 19V20H14ZM173 19H176L175 17H171L170 18V20H172L173 21ZM254 19V18H253ZM6 20V19H5ZM177 20V19H176ZM175 20V21H176ZM180 20L182 21V19H179V20H177L179 23H180ZM171 21V22H172ZM174 22V21H173ZM177 22V23H178ZM183 22V21H182ZM2 23V22H1ZM178 23V24H179ZM4 24V23H3ZM8 24H10V23H8ZM168 24H169V19H168ZM169 25H171L170 27L172 28V23L171 24H169ZM182 25H185V23H183V24H181V26ZM261 25V24H260ZM8 26V25H7ZM174 26H176V24L174 25L173 24V27ZM5 26H3L1 29H3ZM10 27V26H9ZM112 27V26H111ZM178 27V26H177ZM183 27V26H182ZM182 27H179L178 29H179V31L180 30H182L183 31V29L185 28V27H187V24L185 25V27L184 28H182ZM261 27V26H260ZM182 28V29H181ZM168 29H169V26H168ZM168 29H166V33H167V30ZM177 29V28H176ZM175 28L173 29H169V31L170 30H176ZM178 31V30H177ZM178 31V32H179ZM178 32H176L175 31V34L177 33L178 34ZM260 32H264V29H262ZM260 32H259V34H260ZM166 33H164V37L166 38V39H168L169 37L171 38V35H169V37L167 36V35H165ZM172 33H173V31H172ZM183 33H185V32H183ZM4 34V35H3ZM167 34H169V32L167 33ZM180 34H181V31H180ZM258 34V33H257ZM259 34L257 35V41H258V36H259ZM261 34H264V33H261ZM260 34V35H261ZM3 35V36H2ZM45 35H49L48 37H49V39L47 40V43H46V41L44 42L46 45H43L42 44V38L41 37H43V36H45ZM147 35L149 36V34H146V36L144 37V39L146 40V44H147V47L145 48V50H143L142 51V53L138 56V57H135V58H133V63L134 62H138V60L139 59H141V64H142V60L146 63V62H148V63H150L151 65H153V66H155L156 65V67H154V68H158L159 70H158V72H157V70L155 71V70H153V68H151V66H150V68H149V66L147 65V63L145 64V63H143V65H141V66H144V65H146V66H148V69H142L143 67H141L140 66V68L138 69V66H137V64H136V67H134V69H131V70H129L128 69V67H127V69L126 70H129L130 72H129V74L130 73H132V72H134V71H142V72H140V73H142L144 76H146V78H147V76H149L151 79L152 78H155L156 76H157V78L161 81V79L164 77V82L166 81V79L167 78H169V76H170V83H172L171 81H173L174 82V79L175 80H179L180 79V82H179V84L178 83H175L174 85H175V88L173 87V88H171L172 86L171 85H169V86H171V87H169V89L170 90H172L171 92H169L170 90H168V92H167V90H165L164 91V89L166 88L165 86H167L168 85V83H166V85H161L162 87H164L163 88V90L161 89V91H164V93H162L161 94V97L160 98H158V96L160 95H158V93H160V89H158V86L160 85L158 82V84L159 85H157V86H155V83H154V86L155 87H157V92H158V90H159V92L157 93L156 91H153L152 90V92H154L155 94L157 93V95L158 96H154V98L155 99H159V101H155L154 103L152 102H148V99L146 100L147 101V103H144V104H142V103H140V104H142L143 106H141V107H139V106H137V105H139V103H136L137 105L135 106H133V102H134V104H135V102H138V99L140 98L141 99V97L140 96H145L146 97V95L142 92L141 94L139 93V89L142 87V86H144V84L146 83V82H144V84L142 85V83L140 84V86L138 87L137 85H135V83L133 84V83H130V84H133V86H135L136 88H139L138 89V91L137 90H135V91H137V94H138V99H135L136 101H133L134 100V96H132V97H134V98H131V93L134 91V89H135V87H133V89H131L132 90V92L130 91V90H127V91H130L129 93L131 94L130 95V98H131V100L130 99H127L128 97H129V95H128V97L125 99L124 97H126L127 95L125 94V96H123L122 97V95H123V93L122 94H117L118 95V97L120 98H118L117 97V95H115L114 97H116L115 98V100H117V102H119V104H120V101L119 100H121V104L120 105H117L118 103L116 102L115 103V101H114V103H115V105H114V108H113V106L112 107H109L111 104H109V106H107L108 105V103H110L109 101L111 100V98L109 97V95L107 96V97H109L110 98V100H109V98H107V97H104V99H103V101H105L106 102V98L109 100L107 103H104V104H106V105H104V106H99V108L97 107H94V108H96V109H94V111H92V112H86V114L84 115L83 113H82V111H80V110H78L77 109V112L78 111H80L79 113H82L83 114V116L80 118L79 117V119L78 120H76V117H77V114H76V117H75V122L74 121H72L73 120V118H74V116L72 117V115L71 114H69V115H71V119L72 120H69V121H71V127L73 126L74 128H72L73 130L75 129V131L76 132H74V137H73V139H74V141L71 143V142H69L67 145H65L64 147H63V151L65 152V154H67L68 155V157L70 156V157H72V158H75L76 156L77 157H81L80 158V160H81V162H83V161H86L87 160V162H88V164H89V161H91L89 158L91 157L92 158V161H91V164H89V166H90V170L89 171H91V173L93 172L94 174H95V177H96V179H97V177H98V179L99 178H102V179H100L101 181H102V183L103 182H105V184L104 185H107L108 187H109V190L110 191H113V189H115V191L114 192H116L117 191V187H116V183H118L119 181H120V179H123V181L126 179V178H128V177H131V180H132V176H135L136 178H138L140 181H142L143 183H147V184H149V183H155V182H157V180L159 181V179H161V175L159 174V172H160V170H162V172L164 171L163 170V168H164V164L167 166V161H168V159H166V158H168L167 156L168 155H172V153H171V150H176V149H174L176 146H179L178 144H177V140H179L180 139V137H179V139L178 138H176L177 137V135L176 136H174V134H180V136H181V133L182 132H184L185 131V134L183 135V136H181V138H183V139H181V141L183 140V143H184V145L183 144H181V146L183 145V147L181 148V149H177L176 150V155L174 156V157H176V158H174V159H176V160H174L175 162V165L177 166L178 164H181V168H182V166H183V168H184V165H185V163H186V165H185V167H187V169L186 170H184V169H180L181 170V173H180V170L178 171L177 170V168H175L176 170H177V172H179L180 173V175H182L183 176V178H181V179H183V180H185V182H187L186 181V179L188 180V182L190 181V183H192V182H194V181H192L191 182V180H190V177L192 176V178H197V179H195V180H197L198 182L200 181V179L198 178V175H199V173L201 174V175H199V177L201 178V176H203L202 174H204V171H205V176H203L202 178V180L204 181L205 180V178L207 179L208 177V174H211V172L213 171V169H214V167L216 166V165H218L219 166V162H218V164H217V162H215L214 160H212L213 162V164L215 163V166L213 167V166H211L212 165V163H211V159H214V157L216 158V156H218L217 157V159L218 160H216V161H220L221 160V157H219V154H220V156H221V152L219 153V154H217V152H216V149H218V148H220V150H221V148L222 149H224V148H228L227 150H225V154H224V151H223V154H224V156L227 158H224V159H226L227 161H228V165H229V162L230 161H232V158H233V161H234V158H235V156L233 155V154H235L236 153V151H238V150H241L242 151V149L241 148H243L244 150H247L248 149V146H247V148L245 147L246 145H249L250 143H245L246 141H244V139H242V137L244 138L245 137V135L247 136V142L249 141V139H248V137H249V135L248 134H250L249 132H248V134H247V132L245 131V128L244 127H246V125L244 124V121H242V120H244L245 118L243 117V115H242V113H244V108L243 109H241L243 106H247V102L246 103H244V100H245V98L247 97H249V96H246V97H244V100L242 99H240V98H242L243 96L242 95H240V94H238V100H239V102H234L233 100L234 99H236L237 97H236V93H234V97H236V98H234V99H232V100H230L231 98L230 97H228V99H227V97H222L223 99L224 98H226V101L227 100H229V102L230 101H233V102H228L227 101V103L228 104H226V102L224 101V102H222L221 100H223L222 98H221V95L222 96H224V95H227V93L228 92H230V93H228V95H232V93H233V90H232V93H231V88H233L231 85H232V83H229L230 81L229 80H227L226 81V79H225V77H224V72L223 73H220V74H218L219 72H222V71H220L221 69H222V67L224 68V66L226 67V69H227V66L225 65V63L221 60V58H222V56L220 57V60L222 61H220L219 59H217L216 60V58H214V60H216L217 62H215L213 59V63H211L212 61H210V60H208V61H210V62H207V61H205L206 63H211V65H213L214 63H218V64H222L221 66H219V68H220V70H219V68H218V65L217 66H215V67H217V68H215V69H212V70H219L218 71V75L216 76V77H220V75H222L223 74V76H221L222 77V79H221V81H223V77H224V81L225 82H227L226 84H225V82H224V84H223V82L222 83H216V81H213L214 83H212V84H210V82H212L210 79H212L211 77H209L208 76V72L210 71H208L207 69H206V71H207V73L208 74H206L207 76H208V80H210V82L209 83H207V84H209V89H208V87H207V84H206V86H203L202 88H199V87H197L198 85V83L195 85L196 87H197V89L199 90V92H195V89H193V88H195V87H193L192 88V85H191V78L189 79V82H190V85L189 86H186L187 85V83H185V81L182 79V78H180V77H185V78H189V77H192L189 73L190 72H188V70L187 71H185V70H183L184 69V67L186 68V66H187V64H190V61L192 60V61H194L193 60V58L192 57H194V56H191V60H189V63L187 62L188 60H187V58L189 59L190 57H184L183 56V58H186L185 60H183L182 59V57L181 58H178L177 56H172V53L176 50V52L178 51V52H181L182 50L184 51V50H187V48H186V44L187 43H191V42H188V41H191V40H188L187 41V39L186 40H184L183 38H185V36H184V34H183V36H182V34H181V37L179 36V34H178V36H179V38L180 39H182L183 40V42L185 41H187L186 43H185V45H184V47L186 48H183L182 47V45H183V42H180V44L182 43V45H180L179 44V47H178V42H176V41H178V40H180V39H177L176 40V38L178 37L177 35H172L174 38H175V36H176V38H175V41H174V39H173V41L171 40V39H168L170 42L172 41L173 43H175V44H177V46L174 44H172V43H170L169 41V43H167V40L163 37V39L161 40L160 39V37H159V35L158 34H154V35H150V37H148L149 38V40H148V38L146 39V37H147ZM167 36V37H166ZM262 37H264V35H261ZM10 37V36H9ZM260 37V36H259ZM11 38H12V36H11ZM10 38V39H11ZM47 38V37H46ZM261 38V37H260ZM5 39V38H4ZM7 39V38H6ZM263 39V38H262ZM259 40L260 41V45L259 46H263L264 44H262V42L261 41H263L264 42V39L263 40ZM1 41V40H0ZM5 41V40H4ZM7 41H8V39H7ZM11 41V40H10ZM44 41V40H43ZM148 41V42H147ZM181 41V40H180ZM214 41H216V40H213V43H214ZM256 41V40H255ZM15 42V41H14ZM41 42V43H40ZM51 42V43H50ZM85 42H86V46H85ZM50 43V44H49ZM13 44V43H12ZM166 44V45H165ZM15 45V44H14ZM13 45V46H14ZM190 45V44H189ZM220 45H222L221 43H219V45H216V47H218V46H220ZM5 46V45H4ZM11 46V45H10ZM12 46V47H13ZM176 46V47H175ZM183 48H181V47ZM224 46V45H223ZM227 46V45H226ZM223 47V49L224 50H227L226 48H228V47ZM7 47V46H6ZM80 47V48H79ZM187 47H188V45H187ZM209 47V46H208ZM214 47H215V43H214V46H213V50H214ZM220 47H222V46H220ZM250 47V46H249ZM257 47V46H256ZM255 47V48H256ZM9 49H10V47H8ZM15 48V47H14ZM176 48H178L179 50H181V51H179V50H177ZM190 48H191V46H190ZM13 49V48H12ZM17 49H19V48H17ZM17 49L15 50V53H17L16 51H17ZM163 49V50H162ZM175 49V50H174ZM209 49V48H208ZM216 49V48H215ZM218 50L220 49V48H217ZM223 49H221L223 52H224V50ZM251 49V48H250ZM3 50V49H2ZM218 50H217V54H218ZM239 50V53H241L240 51H242V49L240 50V48L238 49ZM255 50V49H254ZM4 51V50H3ZM7 51H9L8 49H7ZM6 51V49H5V54H7V53H9L10 55H11V53L10 52H7ZM10 51H12V50H10ZM161 51H164V53H163V55H161L160 54V52ZM191 50L190 49H188V52L189 53H191L190 52ZM220 51V50H219ZM228 51V53H229V50H227ZM256 51H258V48H257V50ZM14 51H12V53H13ZM176 52H174V53H176ZM188 52H185L188 56H190L189 54H188ZM211 52V51H210ZM237 52V51H236ZM253 52H255V51H253ZM263 52V51H262ZM3 53V52H2ZM2 53H1V55H2ZM20 53H21V51H20ZM233 53V52H232ZM252 53V52H251ZM258 53V52H257ZM257 53H255V54H257ZM5 54H3L4 56H6ZM108 54H109V56H108ZM177 54V53H176ZM179 54V53H178ZM177 54V55H178ZM216 54V53H215ZM217 54H216V56H217ZM225 54V53H224ZM235 54V53H234ZM254 54V53H253ZM8 55V54H7ZM10 55H8L9 57L8 58H10ZM13 55H14V53H13ZM12 55V56H13ZM23 55V54H22ZM21 55V56H22ZM27 55V54H26ZM24 56V57H27V56ZM126 54H124V56H125ZM185 55V54H184ZM220 55H222L221 53H220ZM229 55H230V53H229ZM236 55H238V53L236 54ZM240 55V54H239ZM252 55V54H251ZM250 55V57H253V58H257V55L255 56V55H253V56H251ZM258 55H260L261 56V53L259 52V54ZM262 55H264V53H262ZM16 56H17V54H15V57L14 58H16ZM20 56V57H21ZM105 56H108V57H106V59H104L105 58ZM123 56V57H124ZM179 56H181V53L179 54ZM226 56V55H225ZM224 56V57H225ZM231 56H232V54H231ZM235 56V55H234ZM241 57H242V54L240 55ZM239 56V57H240ZM121 57V55L119 56V58ZM219 57V56H218ZM217 57V58H218ZM238 58V60H236L235 61V64H234V62H233V60L232 59H230V58H232V57H230V58H228L230 61L232 60V62H233V64H234V67H238V66H235V65H237L236 63H237V61H238V63H239V59H241L240 60V62L243 60V58ZM259 57V56H258ZM1 58V57H0ZM4 58V57H3ZM6 58V57H5ZM13 58V59H14ZM108 58V59H107ZM115 58V59H114ZM119 58H117V59H119ZM125 58H126V56H125ZM195 58V57H194ZM235 58V57H234ZM262 58V57H261ZM261 58H259V60L261 59ZM7 59V58H6ZM6 59H4V60H6ZM12 59V60H13ZM19 59V58H18ZM121 59V58H120ZM124 59V58H123ZM131 59H132V57H131ZM130 59V60H131ZM223 59V58H222ZM225 59V58H224ZM228 59H227V61H228ZM3 60V59H2ZM1 60V61H2ZM3 60V61H4ZM11 60V59H10ZM27 60V59H26ZM109 60V61H110ZM127 60V59H126ZM129 60V61H130ZM198 60V59H197ZM218 60L220 61V63L218 62ZM257 60V59H256ZM259 60H257V62L256 63H258L259 64V67H260V63L258 62ZM264 59L262 58L261 59V61H263ZM2 61V62H3ZM16 62L18 61V63H19V60H15ZM116 61V60H115ZM119 62H120V60H118ZM121 61H122V59H121ZM123 61H125V59L123 60ZM128 61V62H129ZM156 61H160V62H158V63H161L162 65H160V67L159 66H157L158 65V63L156 62ZM225 61V60H224ZM229 61V64L231 63ZM5 62V61H4ZM7 62V61H6ZM13 62V61H12ZM23 62H24V60H23ZM26 62V61H25ZM31 62V61H30ZM29 62V63H30ZM38 61H35V63H37ZM104 62H106V64H103ZM114 62V61H113ZM112 62V63H113ZM126 62V61H125ZM124 62V63H125ZM136 62V63H137ZM139 62H140V60H139ZM138 62V63H139ZM185 62L187 63L186 64V66L185 65H183V64H185ZM203 63L204 64V67H205V64L206 63ZM243 62V61H242ZM9 63H11L10 61H9ZM26 63H28V62H26ZM32 63V62H31ZM30 63V64H31ZM39 63H41V61L39 62ZM129 63H132L131 61L129 62ZM155 63H157V64H155ZM224 63V64H223ZM255 63V64H256ZM263 63H264V61H263ZM262 63V64H263ZM2 64V63H1ZM5 64V63H4ZM3 64V65H4ZM13 64H15V62L13 63ZM20 64V63H19ZM34 64V63H33ZM33 64H31L32 66H33ZM42 64V65H43ZM102 64V65H101ZM116 63H114V65H115ZM140 64V63H139ZM155 64V65H154ZM198 64V63H197ZM196 64V65H197ZM248 63H246V65H247ZM6 65V64H5ZM8 65V64H7ZM11 65V64H10ZM9 65V67H11ZM24 65V64H23ZM36 65V64H35ZM43 65V66H44ZM101 65V66H100ZM108 65H111V64H109L108 63ZM129 65V64H128ZM134 65H135V63H134ZM183 65V66H182ZM192 65H193V63H192ZM196 65H193V66H191V68H189V70L190 69H192V67H198V65L200 66V64H198L197 66ZM210 64H209V66H208V64H207V66L208 67H210L211 66ZM232 65V64H231ZM239 65V64H238ZM264 65V64H263ZM262 65V66H263ZM25 66H26V64H25ZM116 66V65H115ZM117 66H119V65H117ZM131 66H133L132 64H131ZM130 66V67H131ZM152 66V67H153ZM203 66V65H202ZM213 66V67H214ZM233 66V65H232ZM232 66H230V67H232ZM240 66H241V64H240ZM253 66V65H252ZM257 66V65H256ZM255 66V67H256ZM5 67V66H4ZM28 67V66H27ZM33 67H35L36 68V66H33ZM45 67H44V69H45ZM106 67H108V66H106ZM112 67H114V66H112ZM124 67V66H123ZM208 67H206V68H208ZM212 67V66H211ZM212 67V68H213ZM255 67L252 69L253 71H254V69H255ZM264 67V66H263ZM7 68V67H6ZM13 68H14V66H13ZM20 68V67H19ZM23 68H25V67H23ZM41 68V67H40ZM105 68V67H104ZM110 68V67H109ZM135 68H137V70L135 69ZM196 68L195 69H192V70H196ZM201 68V67H200ZM203 68V67H202ZM239 68V67H238ZM237 68V71H239L240 69H238ZM10 69V68H9ZM22 68H20V70H21ZM33 69V68H32ZM45 69V70H46ZM113 69V68H112ZM115 69H119L118 67L117 68H115ZM121 69H122V67H121ZM118 70L119 72L120 71H122V70ZM124 69V68H123ZM198 70H199V67L197 68ZM209 69V68H208ZM225 68H224V70H226ZM232 69V71H234L233 70V67L231 68ZM236 69V68H235ZM242 69V68H241ZM248 70H247V72L250 70L251 71V69H249V65H248V68H247ZM256 69H258V70H263V68L261 67V68H256ZM255 69V72H257V70ZM3 70H5V69H3ZM12 70V69H11ZM20 70H19V72H20ZM25 70H27L26 68H25ZM36 70V69H35ZM104 70H106V68L104 69ZM151 70V71H150ZM205 69H203L202 71H204ZM216 70V71H217ZM243 70V69H242ZM261 70V71H262ZM113 71V70H112ZM111 71V72H112ZM116 71V70H115ZM115 71H114V73L113 74H115ZM139 71H138V73H139ZM155 71V72H154ZM181 71H183V73H181L182 74V76H180L179 74H180V72ZM199 71H201V69L199 70ZM216 71H215V73H216ZM231 71V72H232ZM250 71H249V73H250ZM2 72V71H1ZM28 72V71H27ZM88 72V73H87ZM107 72H109L108 70H107ZM123 72H124V70H123ZM156 72H157V74H156ZM184 72H187V73H184ZM192 72L194 73V71H191V74H192ZM226 72H227V70H226ZM242 72H244V71H242ZM241 72V73H242ZM264 72V71H263ZM15 73V72H14ZM30 74H31V72H29ZM33 73H35V72H33ZM44 73V72H43ZM117 73V72H116ZM127 73V72H126ZM197 74H198V72H196ZM200 73V72H199ZM203 73V74H202ZM215 73H213L212 72V75L213 74H215ZM236 73V72H235ZM239 73V72H238ZM241 73H239L240 75H241ZM254 73V72H253ZM28 74V73H27ZM36 74V73H35ZM112 73H110V75H111ZM122 74V73H121ZM128 74V73H127ZM128 74V77H126L127 79L129 78V75ZM132 74H134V73H132ZM131 74V75H132ZM155 74V75H154ZM185 74H188V76L189 77H186V75ZM196 74V75H197ZM201 74L202 75H205L204 74V72H201ZM200 74V75H201ZM231 74H233V77H234V72L233 73H231ZM237 74V73H236ZM235 74V75H236ZM238 74V75H239ZM246 74V73H245ZM256 74V73H255ZM255 74H253V75H255ZM259 74V73H258ZM258 74H256V75H258ZM24 75H25V73H24ZM31 75H33V74H31ZM42 75V74H41ZM58 75V74H57ZM120 75V74H119ZM136 75H138L139 76V74H137V73H135V76L134 75H132V76H134V78L131 76L130 77V80L133 78V79H136L135 77H136ZM165 75H168V76H166L167 78L165 79ZM178 75V77H176ZM196 76V77H194V78H196V79H194V80H198L199 81V77H203V76ZM216 75V74H215ZM226 75V74H225ZM227 75H228V73H227ZM238 75H237V77H238ZM239 75V76H240ZM253 75H252V78H253ZM5 76V75H4ZM15 76V75H14ZM22 76V75H21ZM34 76V75H33ZM33 76H32V78H33ZM36 76V75H35ZM172 76H174L175 78H172ZM193 76H194V74H193ZM207 76H205V80H206V82H207ZM214 76V75H213ZM229 76H231V75H229ZM251 76V75H250ZM250 76H248V80H249V77ZM29 77V76H28ZM31 77V76H30ZM58 77V76H57ZM56 77V78H57ZM110 77H113V75L112 76H110ZM139 77H141V75L139 76ZM149 77H148V79H149ZM216 77H214V79L216 78ZM228 77V76H227ZM237 77H236V79H237ZM241 77V79H243V76L241 75L240 76ZM240 77H238V79L240 78ZM246 77H247V75H246ZM246 77H244V78H246ZM256 77H258V76H256ZM40 78V77H39ZM51 78H49V80H51ZM115 78H117V76H115ZM173 80H172V79ZM177 78V79H176ZM184 78V79H185ZM198 78V79H197ZM5 79V78H4ZM28 78H25V80H27ZM29 79H31V78H29ZM133 79H132V81H133ZM138 80H139V78H137ZM141 79V78H140ZM143 79H144V77H142V82H143ZM148 79H146L147 80V82H149L148 81ZM200 79H202V78H200ZM228 79V78H227ZM234 79H235V77H234ZM241 79H239L240 81H242ZM250 79H251V77H250ZM258 79V78H257ZM14 80V79H13ZM34 80H35V77H34ZM42 80V79H41ZM44 80V79H43ZM129 80V79H128ZM126 81V82H130V81ZM146 80H144V81H146ZM163 80V79H162ZM168 80V79H167ZM181 80H183L184 81V84L183 83H181ZM204 80V81H205ZM213 80V79H212ZM216 80V79H215ZM239 80H238V82H239ZM248 80H246V81H248ZM252 80V79H251ZM259 80V79H258ZM33 81V80H32ZM52 81V80H51ZM118 81H122V83L120 84V86H119V83H118ZM135 81V80H134ZM152 81V80H151ZM150 81V82H151ZM154 81V80H153ZM157 81V79L155 78V82ZM196 81L195 82H192V83H196ZM197 81V82H198ZM201 81V80H200ZM199 81V83H202V81L200 82ZM219 82H220V78H219V80H218ZM236 81V80H235ZM254 81H256V84H258L257 83V80H255L254 79ZM260 81V80H259ZM11 82V81H10ZM9 82V83H10ZM26 82V81H25ZM30 82V81H29ZM38 82V81H37ZM39 82H41L40 80H39ZM111 82V83H110ZM136 82V81H135ZM140 82H141V80H140ZM140 82H137V84L138 83H140ZM150 82L148 83V85H150ZM166 82H168V81H166ZM178 82V81H177ZM237 82V81H236ZM237 82V83H238ZM243 82V81H242ZM241 82V83H242ZM249 82V81H248ZM251 82V81H250ZM252 82H253V80H252ZM251 82V83H252ZM261 82V81H260ZM260 82H259V84H260ZM18 83H20V82H18ZM17 83V84H18ZM21 83H24L23 81L21 82ZM51 83V82H50ZM169 83V84H170ZM205 83V82H204ZM229 83V84H228ZM240 82H239V84L237 85H235L234 86V88L233 89H235V87L236 86H238V88L239 89H241L239 86H241V85H243L244 86V84H241ZM35 84V83H34ZM37 84V83H36ZM41 84V83H40ZM45 84V83H44ZM47 84H48V81H47ZM47 84H45V85H47ZM129 84V85H130ZM153 84V83H152ZM177 84V85H176ZM182 84L184 85V86H186V87H182ZM189 84V83H188ZM203 84V83H202ZM221 84H223L222 86H221ZM231 86V88H228L229 86ZM241 84V85H240ZM262 84H264L263 83V81H262ZM11 85V84H10ZM16 85V84H15ZM25 84H23V87H26V86H24ZM121 85H125L124 87L123 86H121ZM139 85V84H138ZM145 85H147V84H145ZM199 85H201V84H199ZM252 85H253V83H252ZM17 86H19V85H17ZM28 86V85H27ZM34 86V85H33ZM43 86V87H42ZM41 86V88L43 89L44 88V85H42ZM49 86V85H48ZM53 86V85H52ZM194 86V85H193ZM251 86V85H250ZM152 87V86H151ZM154 87V88H155ZM168 87L166 88V89H168ZM178 87V88H177ZM191 87V88H190ZM246 87H249V84H248V86H247V83H246ZM257 88H260V87H258V85L256 86ZM263 87H264V85L262 86V88H260V90L261 89H263ZM29 88V87H28ZM34 88H35V86H34ZM37 88H38V86H37ZM107 88H108V91H107ZM132 88V87H131ZM190 90H189V89ZM244 88H245V86H244ZM249 88H254L253 90H255V87L253 86V87H249ZM33 89V88H32ZM41 89V90H42ZM67 89H69L72 93H75V94H78V95H76V96H78L77 98L73 95V96H70V95H66L65 94V92H66V90ZM115 89H117V91L115 92ZM124 89H122V90H124ZM141 89H144V87L143 88H141ZM152 89V88H151ZM175 89V90H174ZM177 89V90H176ZM188 89V90H187ZM196 89V91H198ZM237 89V88H236ZM17 90V89H16ZM155 90H156V88H155ZM191 90H194V92L192 91V93H193V95L192 96H194V93H195V98L196 99H198L197 97H196V93L197 94H200L201 93V95H199V98H200V101L199 102H195V105H194V109H192V110H190L189 112H186L185 113V110H183L182 111V108H184L186 105L185 104H183V103H186V102H184L186 99V94L188 93V91H189V93L191 92ZM246 90H247V93H248V89L246 88ZM245 90V91H246ZM251 90V89H250ZM258 89H256L254 92H256ZM33 91V90H32ZM69 91V93H71ZM121 91V90H120ZM125 92H127L126 90H124ZM134 91V92H135ZM142 91H144V90H142ZM147 91V90H146ZM173 91H174V93H173ZM211 91V92H210ZM237 91V90H236ZM240 93L242 92L243 93V91H244V89H242V90H238ZM237 91V92H238ZM263 91H264V89H263ZM262 91V92H263ZM26 92V91H25ZM43 92V93H42ZM68 92V91H67ZM112 92H115V93H112ZM141 92V91H140ZM165 92H167V93H165ZM250 92V91H249ZM253 92V91H252ZM254 92H253V96L255 95L254 94ZM257 92H259V90L257 91ZM121 93V92H120ZM136 93V92H135ZM147 93V97H148V95L151 93V91L148 93V92H146ZM154 93H151V96H149V97H153V95H155ZM191 93V94H192ZM204 93V94H203ZM212 93V94H211ZM247 93H245V95H247ZM15 94V93H14ZM28 94V95H29ZM153 94V95H152ZM191 94L188 96L187 95V99H188V97H189V99H190V96H191ZM218 94V95H217ZM257 94V93H256ZM260 94H262V93H260ZM260 94H259V96L258 97H261V96H263V95H261L260 96ZM264 94V93H263ZM27 95V94H26ZM113 95H110V96H113ZM136 95V94H135ZM211 95H213V97H211ZM215 95H217V96H215ZM230 95V96H231ZM244 95V94H243ZM244 95V96H245ZM70 96V97H69ZM143 96V97H144ZM256 96V97H257ZM18 97V96H17ZM29 97V96H28ZM136 97H137V95H136ZM145 97L144 98H142L141 100H143V99H145ZM146 97V98H147ZM217 97V98H216ZM240 97V98H239ZM255 97V96H254ZM123 98H124V100H123ZM192 98V97H191ZM230 98V99H229ZM232 98H233V96H232ZM253 98V97H252ZM251 98V96H250V99H252ZM113 100H114V98H112ZM119 99V100H118ZM140 99H139V102H141L140 101ZM151 99H153V98H151ZM154 99V100H155ZM157 99V100H158ZM220 99V100H219ZM16 100H18V99H16ZM26 100V99H25ZM30 100H31V102H30ZM132 101L131 102V104H132V106L130 107L129 105H131V104H129L130 103V101ZM150 100V99H149ZM153 100V101H154ZM199 100V99H198ZM217 100H219V102H222L223 104H226L225 105V107H227L226 109L228 110V112H225V111H222L223 110V108H225V107H223V104L222 103H216L215 101H217ZM225 100V99H224ZM237 100V99H236ZM237 100V101H238ZM249 100V99H248ZM257 99L255 98V100L254 101H256ZM259 100H260V98H259ZM258 100V102H260L261 100H262V98H261V100L259 101ZM24 101V100H23ZM27 101H28V99H27ZM152 101V100H151ZM197 101V100H196ZM240 101H243V103L244 104H246V105H243V103H242V105H241V107H240ZM246 101V100H245ZM263 101H264V98H263ZM12 102H14L13 100H12ZM11 102V103H12ZM101 102H102V98H101V100H100V104H101ZM113 101L111 100V103H112ZM157 102V103H156ZM187 102H188V100H187ZM218 102V101H217ZM10 103V102H9ZM8 103V104H9ZM26 103V102H25ZM28 103V104H29ZM113 103V104H114ZM150 103V104H149ZM237 103H239V108L237 109ZM249 104L250 103H252V102H250V100H249V102H248ZM253 103H255V102H253ZM253 103L251 104V108L249 107V104H248V107H249V109L250 110H252V108L254 107V105H253ZM123 104V105H122ZM222 104V105H221ZM229 104H230V106H229ZM260 104H261V102H260ZM259 104V105H260ZM262 104H264L263 102H262ZM261 104V105H262ZM4 105H5V103H4ZM19 105V104H18ZM31 105V104H30ZM35 105V104H34ZM78 105H77V107H78ZM102 105H103V102H102ZM182 105H184V107L182 106ZM217 105H219V107H217ZM220 105L223 107H220ZM235 105V106H234ZM252 105H253V107H252ZM255 105H257V102H256V104ZM258 105V106H259ZM8 106V105H7ZM38 105L36 104V107H37ZM120 106H122V110H121V107ZM180 106H182V107H180ZM257 106V107H258ZM264 106V105H263ZM13 107V106H12ZM16 107H17V105H16ZM19 107V106H18ZM17 107V108H18ZM20 107H21V105H20ZM24 107V106H23ZM29 107H31V106H29ZM61 107V108H60ZM107 107L108 108H110V109H114V111H113V109H112V114H111V116H110V114H108V116H110V118L111 119H113L112 121H107L108 119L107 118H103V119H107L106 121H104L105 123H103V119H102V121H100L99 120V116H101L102 114V116L100 117V119L102 118V117H104V115H106V112H105V114H104V112L103 111H106V109H107ZM127 107H129V108H127ZM229 107V108H228ZM236 107V108H235ZM256 107V106H255ZM256 107V108H257ZM25 108V107H24ZM23 108V109H24ZM72 108V107H71ZM70 108V109H71ZM118 108V110H116ZM219 110L220 108H222V110H221V113H217V109ZM247 108V107H246ZM9 109V108H8ZM7 109V110H8ZM10 109H11V107H10ZM14 109V108H13ZM19 109V108H18ZM25 109H27V108H25ZM29 109V108H28ZM64 109H65V107H64ZM67 109V108H66ZM98 109L100 110V111H98ZM101 109H102V111H101ZM124 109V110H123ZM125 109H128L127 111L129 112V114L128 115H126V117L124 116V115H122L123 117H125V118H122V122L121 121H119V123H120V125L118 126L117 124H114V121H115V119H118V117H116V116H120L118 113H123L124 111H126ZM179 109H180V111H179ZM240 109H241V111H240ZM249 109H247V110H249ZM258 109V108H257ZM21 110V109H20ZM62 110V109H61ZM74 110H76L75 108H74ZM225 110V109H224ZM226 110V111H227ZM243 110V111H242ZM250 110L248 111V113L247 114H250L249 112H250ZM256 109H254V111H255ZM260 110V111H259ZM258 110V112H262L261 111V106H260V109ZM15 111V110H14ZM16 111H18V110H16ZM63 111V110H62ZM88 111V110H87ZM123 111V112H122ZM126 111V112H127ZM175 111H178L177 113H178V115L180 116V118H179V116L177 115V113H174ZM253 111V112H254ZM20 112V111H19ZM27 112V111H26ZM64 112H66L65 110H64ZM72 112V111H71ZM100 112H101V114H100ZM103 112V113H102ZM111 112V111H110ZM219 112H220V110H219ZM242 112V113H241ZM247 112V111H246ZM245 112V113H246ZM256 112V111H255ZM73 113V112H72ZM75 113V112H74ZM73 113V114H74ZM109 113V112H108ZM117 113V114H116ZM179 113H182L181 115L179 114ZM183 113H185V114H187L186 115V117L184 116V117H181V116H183ZM217 113V114H216ZM241 113V114H240ZM81 114V115H82ZM98 114H100L99 116H98ZM251 114H252V112H251ZM23 115V114H22ZM50 115V114H49ZM63 115H64V119H65V121H67L66 120V117L67 116H65V114L63 113ZM66 115H68V113L66 114ZM80 115V114H79ZM86 115H88V116H86ZM114 115H115V119H114ZM260 115H262V116H260L259 117V119H261V117H263V112L260 114ZM9 116V115H8ZM20 116V115H19ZM86 116V117H85ZM121 116V117H122ZM246 116V115H245ZM252 116V115H251ZM32 117H33V115H32ZM50 117V116H49ZM51 117H50V119H49V123H50V120H51ZM242 117H243V119H242ZM253 117V116H252ZM26 118V117H25ZM42 118V117H41ZM67 118H69V117H67ZM78 118V117H77ZM109 118V117H108ZM109 118V119H110ZM248 119H249V117H247ZM257 118H258V115H257ZM257 118H255V117H253V118H251L250 117V120L252 119H254V121H255V119H257ZM248 119L247 120H245V123H246V121L248 122ZM264 119V118H263ZM28 120V119H27ZM40 120V119H39ZM59 120H61V126H64V124H62V122H64L63 121V119H59ZM121 120V119H120ZM41 121V120H40ZM44 121V120H43ZM118 121V120H117ZM262 121V120H261ZM46 122V121H45ZM58 122V121H57ZM68 122V121H67ZM102 122V123H101ZM108 122V123H107ZM111 122V124L113 123L114 125H117V129L115 128V126L114 125H112L111 126V124H110V126H109V123ZM116 122V121H115ZM243 124H241V123ZM251 122H253V121H251ZM256 122V121H255ZM257 122H259V123H261V125H263L264 124V122H263V124H262V122H260L259 120H257ZM48 123V122H47ZM46 123V124H47ZM59 123V124H60ZM66 123V122H65ZM70 123V122H69ZM248 123H250V122H248ZM259 123H251L252 125H248V127L250 126V128H251V126L252 127H254L253 129H254V132L256 131V129H258L257 127H259L260 126V124ZM26 124V123H25ZM40 124V123H39ZM53 124H55L54 122H53ZM253 124H255V126H256V129H255V126H253ZM44 125H45V123H44ZM90 125V126H89ZM259 125V126H258ZM41 126V125H40ZM57 126H58V124H57ZM60 126V125H59ZM92 127L91 128V130H83L84 128L86 129V127ZM114 126V128H111V127H113ZM242 126H243V128H242ZM36 127V126H35ZM42 127H43V125H42ZM70 127V128H71ZM188 127V128H187ZM246 128L247 129V131L248 130H250V132H253V129L251 128ZM263 127H264V125H263ZM262 126L261 127H259V130L258 131H261L260 130V128H263ZM40 128V127H39ZM46 128V127H45ZM66 128H67V132H68V130H70V129H68V127L66 126ZM37 129V128H36ZM71 129V133H72V130ZM200 130H202V131H200ZM252 130V131H251ZM264 130V129H263ZM37 131V130H36ZM39 131V130H38ZM51 131V130H50ZM62 131V130H61ZM198 131H200L199 133H198ZM244 131V132H243ZM258 131H256V132H258ZM59 132H60V130H59ZM253 132V133H254ZM261 132H263V131H261ZM261 132H258V134H260ZM39 133H42V132H39ZM66 133V132H65ZM68 133H70V131L68 132ZM37 134H38V132H37ZM45 134V133H44ZM254 134H256V133H254ZM258 134H257V136H258ZM263 134V133H262ZM65 135V134H64ZM63 135V136H64ZM69 135V134H68ZM72 135L73 134H71V138H72ZM39 136V135H38ZM54 136V135H53ZM67 136V135H66ZM251 137H254V136H252V135H250ZM256 136V139L255 138H253L254 140H257V139H259V137H257ZM261 136V135H260ZM264 135H262L261 137H263ZM209 137H212L211 139L212 140H214V141H212L213 143H210V139H209ZM250 137V138H251ZM38 138V137H37ZM44 138V137H43ZM46 138V137H45ZM64 138V137H63ZM173 138H175V141L173 140ZM214 138V139H213ZM40 139V138H39ZM177 139V140H176ZM209 139V140H208ZM253 139H251V140H253ZM263 138H260L259 139V141L260 140H262ZM59 140V139H58ZM63 140V139H62ZM62 140H61V142H62ZM70 140H72V139H70ZM244 141V143L246 144H244L243 142H241V141ZM246 140V139H245ZM253 140V141H254ZM43 141V140H42ZM41 141V142H42ZM57 141V140H56ZM177 141V142H176ZM180 141V142H181ZM258 141V147H259V149H258V147H257V145L256 144H254L255 143V141H254V145H255V147H257V148H254L255 150V152H256V149H257V153H259V151H261V153L262 154H257V155H260L259 157H261V158H263V151L260 149V148H262V146L260 147L259 145V142ZM40 142V141H39ZM60 142V141H59ZM66 142V141H65ZM174 142H176V143H174ZM241 142V143H240ZM250 142V141H249ZM257 142V141H256ZM262 142L264 143V139L262 140ZM261 142V144H263ZM61 144V143H60ZM175 144V145H174ZM46 145V144H45ZM245 145V146H244ZM251 146V145H250ZM264 146V145H263ZM180 147V146H179ZM179 147H177V148H179ZM252 147V146H251ZM251 147H249V148H251ZM254 147V146H253ZM58 148V147H57ZM167 148H169V149H167ZM246 148V149H245ZM215 149V150H214ZM219 149L217 150V151H220ZM253 150V149H252ZM264 150V149H263ZM90 151H91V153H90ZM168 151H170V153L168 154ZM212 151H215V152H213L212 153ZM233 151V154L231 153ZM248 151V150H247ZM249 151H250V149H249ZM88 152L91 154V156H89V158H88V156H87V154H88ZM235 152V153H234ZM246 152V151H245ZM244 152V154L242 155V156H244L246 153ZM251 152V151H250ZM250 152H247V153H249V154H251L252 155V153H250ZM255 152H253V153H255ZM54 153V152H53ZM216 154V156H214V155H212L213 156V158H211L212 156L210 155V154ZM228 153H229V156H230V159L228 158L229 156H228ZM230 153H231V155H230ZM222 154V155H223ZM238 154V153H237ZM239 154H240V152H239ZM256 154H255V157H254V154L252 155V156H250L251 157V159H256L257 157H256ZM247 155V154H246ZM263 155V156H262ZM56 156V155H55ZM234 156V157H233ZM170 158H171V156H169ZM232 157V158H231ZM237 157H239V155H237ZM240 157H241V155H240ZM239 157V158H240ZM246 157V156H245ZM253 157V158H252ZM259 157L257 158L258 159V162H259V164H257V165H261V164H264V162L263 163H261L262 161H263V159L261 160V159H259ZM185 158H187V159H185ZM239 158H237V160H239ZM71 158H68V159H66V160H70ZM220 159V160H219ZM223 159V160H224ZM246 159H248V157H246ZM253 159V160H254ZM256 159V160H257ZM59 160V159H58ZM89 160V161H88ZM102 161V160H108L110 163L109 164H107L108 166H111V168H109L108 169V167H106V169L107 170H96V164H98V162L99 161ZM223 160H221L220 162H222L223 163ZM235 160H236V158H235ZM236 160V161H237ZM240 160H244V159H241L240 158ZM107 161V162H108ZM236 161L234 162V163H236ZM261 161V162H260ZM66 162V161H65ZM103 162V161H102ZM106 162V161H105ZM238 162H240V161H238ZM251 162V161H250ZM249 162V164H251L252 162L256 165V163H257V161H252L251 163ZM84 163V162H83ZM230 163H233V162H230ZM242 163V162H241ZM248 163V162H247ZM82 164V163H81ZM111 164V165H110ZM198 165V166H200L201 168H202V166L205 168L206 166L205 165H208L207 167H206V169L203 171V168L202 169H197L196 168V166H194V165ZM226 165L224 166L223 165V168H222V170L226 167V166H228L227 165V163H225ZM238 164V163H237ZM53 166V165H52ZM81 166V165H80ZM175 166V167H176ZM220 166H222V164L220 165ZM234 166H236V165H234ZM238 166V165H237ZM240 166H242V165H240ZM239 166V167H240ZM261 166H263V165H261ZM261 166H259L260 167V169L258 168V170L256 169L255 170V172L257 171V172H262V170L264 169V167L262 168ZM42 167V166H41ZM197 169H195V168ZM199 167V168H200ZM230 167H232L231 165H230ZM230 167H228V168H230ZM238 167V168H239ZM248 166H246V168H247ZM252 167V166H251ZM253 167H254V165H253ZM68 168V167H67ZM76 168V167H75ZM162 168V169H161ZM165 168H167V167H165ZM180 168V167H179ZM211 168H213L212 170H211ZM216 168H218L219 170V174H221L220 172V168L219 167H217L216 166ZM238 168H237V170H238ZM241 168V167H240ZM243 168V167H242ZM256 168H257V166H256ZM56 169V168H55ZM65 169H66V167H65ZM168 169V168H167ZM227 169V168H226ZM235 169V168H234ZM113 170H114V172H113ZM176 170H175V173H176ZM182 170H184V171H186V172H183ZM188 170V171H187ZM202 170V173L200 172ZM225 170V169H224ZM232 170V169H231ZM261 170V171H260ZM215 171H217V169L215 170ZM214 171V172H215ZM227 171H229V173L228 172H226V173H228L229 175L231 174V171H230V169H228ZM241 171H242V169H241ZM243 171H245L244 169H243ZM166 172V171H165ZM224 172V174H225V171H223ZM234 172V171H233ZM236 172V171H235ZM252 172V171H251ZM250 172V170L248 171V169H247V171H246V174L248 173L250 176H251V174H253V173H251ZM240 173V172H239ZM238 173V174H239ZM242 173H244V172H242ZM242 173L240 174V176L241 177H245V176H247V175H244V176H242ZM251 173V174H250ZM259 173H258V176H259ZM163 174V173H162ZM172 174V173H171ZM177 174V173H176ZM214 174V173H213ZM219 174H218V176H219ZM45 175V174H44ZM89 175V174H88ZM93 175V174H92ZM178 175V174H177ZM185 175H187V176H185ZM212 175V174H211ZM222 175V174H221ZM220 175V176H221ZM226 175V174H225ZM224 175V176H225ZM255 176V178H259L258 176H257V174H254ZM90 176V175H89ZM190 176V177H189ZM213 176V175H212ZM211 176V177H212ZM233 176V178H234V174H232L231 175V177ZM235 176H236V174H235ZM249 176V177H250ZM253 176V175H252ZM160 177V178H159ZM184 177H186V179H184ZM210 177V181L211 180H214V179H212ZM215 177H216V175H215ZM226 177H227V175H226ZM238 177V176H237ZM136 178H134V180L136 179ZM158 178V179H157ZM178 178L180 179V177L178 176ZM228 178H229V176H228ZM232 178V179H233ZM247 178V177H246ZM245 178V179H246ZM98 179L96 180V181H98ZM181 179H180V181H181ZM199 179V180H198ZM221 178L219 177L218 178V180L219 181H217V183L215 182V184H218V182H220L221 180H220ZM237 179V178H236ZM235 179V180H236ZM239 179H241V178H239ZM238 179V180H239ZM245 179L243 180V181H245ZM252 180H253V178H251ZM250 179V180H251ZM256 179V180H257ZM56 180V179H55ZM126 180H129V179H126ZM131 180H129L130 181V183H132L133 182V184H134V181L132 180V182H131ZM194 180V179H193ZM223 180V182L225 181V180H227L226 178H223L222 179ZM228 180H230L231 181V178L230 179H228ZM247 180V179H246ZM66 181V180H65ZM129 181H128V183H129ZM174 181H176L175 179H173V181L171 182L172 184H173V186H168V187H170V188H165L167 191H164L165 193L167 192V194L169 195V196H171L170 197V200H171V202L172 203H174V206H175V204H177L178 206H184V205H186V207H188L186 210L188 211L186 214H190V212H191V215L193 214V217H191V216H189V218L191 217V220H192V218H195L194 216L196 215L197 216V211H199L200 212V208L201 207H199V206H197L196 204H198V203H201L202 202V205H203V199H200L201 197V194L200 193H198V194H200V196L199 197H196L194 200H193V195H195V194H193V195H189L191 198H192V200L189 202V203H191L192 201H194L193 203H191V205H189V203H188V206H187V204H186V202L187 201H189L188 200V197L186 198L185 197V191H184V187H183V184H181V183H178V182H174ZM202 181V182H203ZM206 181V180H205ZM204 181V182H205ZM208 181V180H207ZM206 181V182H207ZM215 181V180H214ZM233 181V180H232ZM243 181H241V182H243ZM259 182H260V178H259V180H258ZM72 182V181H71ZM121 182V181H120ZM187 182V183H188ZM196 182V181H195ZM195 182H194V184H195ZM212 182V181H211ZM222 182V183H223ZM234 183H236L235 181H233ZM246 182V181H245ZM245 182H243V183H245ZM248 182V181H247ZM250 182V181H249ZM52 183V182H51ZM93 183V182H92ZM98 183V182H97ZM125 183H126V181H125ZM130 183H129V185H130ZM135 183H138V181L136 182L135 181ZM170 183V182H169ZM171 183H170V185H171ZM184 183V182H183ZM186 183V184H187ZM190 183H188V184H190ZM201 183V182H200ZM225 183V182H224ZM238 184H240L239 182H237ZM243 183H241V184H243ZM262 183V182H261ZM123 184H124V182H123ZM140 184H141V182H140ZM152 184H150V185H152ZM166 184V183H165ZM196 184L198 185V183L196 182ZM203 183H201L200 185H202ZM207 183H205V185H206ZM211 184V183H210ZM220 185H221V182L219 183ZM230 183H228V185H229ZM233 184V183H232ZM71 185V184H70ZM122 185V184H121ZM126 185H128V184H126ZM139 185V184H138ZM184 185H185V183H184ZM196 185V186H197ZM204 185V184H203ZM202 185V188H201V186H200V188L201 189H203V186ZM207 185H209V184H207ZM68 186V185H67ZM67 186H65V187H67ZM88 186V185H87ZM106 186V187H107ZM125 186V185H124ZM131 186V185H130ZM135 186V185H134ZM137 186V185H136ZM188 186V185H187ZM194 186V185H193ZM192 186V187H193ZM211 188H212V184L211 185H209ZM225 186H227V184L225 183V185H224V187ZM94 187V186H93ZM191 186L189 185V188H190ZM199 187V186H198ZM197 187V188H198ZM218 187V189L221 191V188L223 187H220L219 188V185L217 186ZM216 187V188H217ZM228 187H230V186H228ZM228 187H225V188H228ZM95 188V187H94ZM99 188V187H98ZM128 188V187H127ZM133 188V187H132ZM197 188H195V189H197ZM200 188L199 189H197V191L198 190H200ZM208 188V187H207ZM80 189V188H79ZM101 189V188H100ZM99 189V190H100ZM103 189V188H102ZM185 189H186V187H185ZM194 188H193V190H195ZM217 189V190H218ZM223 189V188H222ZM58 190V189H57ZM66 190V189H65ZM107 190V189H106ZM145 190V189H144ZM187 190V189H186ZM192 190V191H193ZM203 190H206V189H203ZM207 190H209V191H211V189H207ZM46 191V190H45ZM44 191V192H45ZM86 191V190H85ZM163 191L161 190V192H162V194H163ZM197 191H195V193H197ZM208 191V192H209ZM215 191H216V189H215ZM223 191V190H222ZM62 192V191H61ZM65 192H67V191H65ZM87 192V191H86ZM88 192H89V190H88ZM101 192V191H100ZM106 192V191H105ZM189 192H190V190H189ZM200 192L202 193V190H200ZM213 192V191H212ZM210 193L211 195H208V193L206 194V195H208V196H212V194H214V193ZM98 193V192H97ZM113 193V192H112ZM155 193H157V192H155ZM154 193V194H155ZM164 193V194H165ZM194 193V192H193ZM68 194V193H67ZM76 194V193H75ZM90 194V193H89ZM92 194V193H91ZM103 194V193H102ZM111 194V193H110ZM152 194H153V192H152ZM167 194H165L164 195V198H168V195ZM223 194V196H224V193H222ZM39 195V194H38ZM48 195V194H47ZM167 195V196H166ZM204 195V194H203ZM69 196V195H68ZM67 196V197H68ZM72 196V195H71ZM99 197H100V195H98ZM103 196V195H102ZM108 196V195H107ZM106 196V197H107ZM116 195H112L111 197H109L106 201H109V203H110V201L112 200V199H114V200H116L115 197ZM166 196V197H165ZM214 196V197H213ZM212 196V198L214 199V198H216L215 197V195H213ZM58 197V196H57ZM146 197V199H147V196H145ZM148 197H150V195H148ZM152 197V196H151ZM156 197V196H155ZM155 197H153L154 199H155ZM158 197H159V195H158ZM161 198H162V196H160ZM189 197V198H190ZM203 197V196H202ZM206 197V196H205ZM210 197H208V199L210 200ZM222 197V196H221ZM44 198V197H43ZM97 198V197H96ZM139 198H141V197H139ZM142 198H143V196H142ZM163 198V199H164ZM190 198V199H191ZM71 199H72V197H71ZM100 199V198H99ZM152 199V198H151ZM153 199V200H154ZM169 199V198H168ZM201 200V202H200V200ZM205 200L207 199V198H204ZM39 200V199H38ZM98 200V199H97ZM101 200V199H100ZM140 200H142V199H140ZM198 200H199V202H198ZM209 200H208V202L206 203V205L208 204H210L209 203ZM212 200V199H211ZM216 200H218L219 202H220V200L219 199H215L214 201L216 202ZM222 200H223V198H222ZM222 200H221V203H222ZM217 201V203H218V205H221L219 202ZM225 201V200H224ZM223 201V202H224ZM100 202V201H99ZM115 202V201H114ZM116 202H117V200H116ZM153 202H155V200L153 201ZM214 202V203H215ZM227 201H225V203H226ZM98 203V202H97ZM125 203V202H124ZM138 202H136V204H137ZM140 203H141V201H140ZM149 203V202H148ZM151 204H152V202H150ZM212 203V202H211ZM213 203V204H214ZM225 203H224V205H225ZM96 204V203H95ZM104 204H106V203H104ZM103 204V205H104ZM112 204V203H111ZM205 204V203H204ZM223 204V203H222ZM52 205V204H51ZM106 205H108V204H106ZM110 205V204H109ZM146 205V204H145ZM144 205V206H145ZM195 205H196V207H198V210H196L197 208L195 207ZM201 205V204H200ZM201 205V206H202ZM212 205V204H211ZM215 205L216 204H214L213 206L215 207ZM217 205V206H218ZM226 205H227V203H226ZM234 205V204H233ZM97 206V205H96ZM139 206V205H138ZM137 206V207H138ZM148 206H150V205H148ZM204 206V205H203ZM217 206L214 208L215 209V211H216V208H217ZM223 205H221V206H218V208L221 210H219L218 212H225V211H222V209L220 208V207H222ZM99 206H97V208H98ZM109 207H111L112 208V206H108V208ZM114 207V206H113ZM129 207H130V205H129ZM133 207V206H132ZM132 207H131V209H132ZM196 208V209H193V208ZM225 207V206H224ZM224 207H222V208H224ZM51 208V207H50ZM96 208V209H97ZM121 208V207H120ZM134 208H135V206H134ZM151 208V207H150ZM149 208V209H150ZM182 208V207H181ZM206 209L207 210V208H209V211L213 208H211L210 206L208 207V206H206V207H202L201 209ZM211 208V209H210ZM102 209H103V207H102ZM126 209H127V207H126ZM136 209V208H135ZM152 209H153V207H152ZM196 210L195 211V214H194V212H192L193 210ZM214 209H213V211L211 210V212H214ZM46 210V209H45ZM51 210V209H50ZM56 210V209H55ZM103 210H109V209H105V207H104V209ZM125 210V209H124ZM124 210H123V212H122V217H123V213H124V216H125V212H124ZM134 210V209H133ZM177 210V209H176ZM185 210V211H186ZM205 210V211H206ZM242 210V209H241ZM240 210V211H241ZM260 210V209H259ZM84 211V210H83ZM87 211V210H86ZM100 211V210H99ZM130 211V210H129ZM153 211V210H152ZM158 211V210H157ZM182 211V210H181ZM204 211V210H203ZM208 210H207V213L206 214H204V215H208V214H210V213H208L209 212ZM238 211V210H237ZM244 211V210H243ZM256 211V210H255ZM254 211V212H255ZM258 211V210H257ZM256 211V212H257ZM103 212V211H102ZM104 212H106V211H104ZM151 212V211H150ZM156 212V211H155ZM218 212L216 213V214H218ZM239 212V211H238ZM238 212H235V214L236 213H238ZM245 212V211H244ZM54 213H55V211H54ZM83 213V212H82ZM99 213H101V212H99ZM111 213V212H110ZM121 213V212H120ZM131 213V212H130ZM159 213V212H158ZM240 213V212H239ZM246 213L247 212H245L244 214V216H246ZM80 214V213H79ZM127 214V213H126ZM134 214V213H133ZM133 214H131V215H133ZM154 214V213H153ZM156 214V213H155ZM160 214V213H159ZM158 214V215H159ZM198 214H200V213H198ZM212 214V218H210V219H213V216H214V214L213 213H211ZM216 214H215V216H216ZM257 214H258V212H257ZM77 215V214H76ZM81 215V214H80ZM80 215H79V217H80ZM109 215V214H108ZM114 215V214H113ZM119 215H121V214H119ZM118 215V217H120ZM151 215V214H150ZM224 215V214H223ZM233 215L234 214H232V217H233ZM238 215V217H240V216H242L243 217V214H242V212H241V215H239V214H237ZM256 215V214H255ZM58 216V215H57ZM63 216V215H62ZM103 218L102 219H104V221H105V223L109 220H107L106 221V218H107V216L105 215V213L103 214ZM106 216V217H105ZM110 216V215H109ZM108 216V217H109ZM149 216V215H148ZM154 216V215H153ZM184 216H186V215H184ZM209 216H211V215H208V217ZM234 216H236V215H234ZM247 216L249 217V214H247ZM95 217V216H94ZM98 217V216H97ZM110 217H113V220H114V217L115 216H110ZM117 217V216H116ZM198 218L200 217V216H197ZM207 216L205 217V222L209 219ZM238 217H235V218H237L238 220H239V218ZM47 218V217H46ZM124 218V217H123ZM123 218H122V220H120L119 218H117L119 221H123ZM150 218V217H149ZM158 218H159V216H158ZM184 219V223H185V217H183ZM203 218V217H202ZM202 218H200V221H202L203 222V220H201ZM206 218H208V219H206ZM217 218V217H216ZM229 218H231V216L230 217H228V221H229ZM234 218V217H233ZM234 218V219H235ZM244 218V217H243ZM243 218H241L242 220H243ZM247 217H245L244 219H246ZM99 219H101V218H99ZM98 219V220H99ZM126 219V218H125ZM124 219V220H125ZM127 219H129V217L127 218ZM151 219V218H150ZM197 218H195V220H196ZM248 219V218H247ZM246 219V220H247ZM254 219V218H253ZM258 219V218H257ZM57 220V219H56ZM113 220H110V221H113ZM193 221V223L194 222H196V221ZM199 220V219H198ZM214 220H215V218H214ZM249 220V219H248ZM44 221H45V218H44ZM59 221V220H58ZM100 221V220H99ZM103 221V220H102ZM115 221H117V220H115ZM180 221V220H179ZM200 221L198 222L199 224H200ZM211 221V220H210ZM209 221V222H210ZM213 221V220H212ZM211 221V222H212ZM227 221V222H228ZM232 221H234V220H232ZM47 222V221H46ZM57 222V221H56ZM169 222V221H168ZM177 222V221H176ZM176 222H174V224H176ZM182 222V221H181ZM181 222H180V224H181ZM189 221L187 220L186 221V223H188ZM205 222H203V224L205 223ZM214 223H215V221H213ZM230 222H231V219H230ZM237 222V221H236ZM251 222V221H250ZM114 223V221L112 222V223H109V224H111L112 226H111V229H113V226H115V225H117L118 224V221L116 222L117 224H113ZM120 223H122V222H120ZM125 223V222H124ZM123 223V224H124ZM159 223V222H158ZM173 223V222H172ZM190 223V222H189ZM192 223V224H193ZM197 223V224H198ZM231 223H233V222H231ZM59 224V223H58ZM74 224V223H73ZM104 224V223H103ZM167 224V223H166ZM169 224V223H168ZM171 224V223H170ZM178 225H180L179 223H177ZM177 224H176V226H177ZM57 225V224H56ZM61 225V224H60ZM93 225V224H92ZM107 224H104V226L105 227H103V226H101L103 229H105L107 226H106ZM119 225V224H118ZM185 225V224H184ZM183 225V226H184ZM189 225V224H188ZM68 226V225H67ZM100 226V225H99ZM121 226V225H120ZM120 226H119V229H120ZM161 226H163V225H161ZM171 226H175V225H169V226H167L168 228H170ZM175 226V227H176ZM181 226V225H180ZM182 226V227H183ZM197 226H199V225H197ZM201 226H202V224H201ZM204 226V225H203ZM57 227H58V225H57ZM61 227V226H60ZM118 227V226H117ZM116 227V228H117ZM154 227H156V226H154ZM159 228H160V226H158ZM158 227H156L155 229L156 230H158L159 231V229H157ZM178 227V226H177ZM177 227H176V229H177ZM185 227V229H183L184 231H186V229L188 228L189 230H190V228L192 227H190V226H184ZM190 227V228H189ZM108 228H110V226L108 227ZM167 228V229H168ZM172 228V227H171ZM179 229L181 228V227H178ZM193 228V227H192ZM196 228V227H195ZM194 228V229H195ZM58 229V228H57ZM102 229V230H103ZM107 229V228H106ZM105 229V230H106ZM124 229H125V227H124ZM123 229V230H124ZM151 229L152 230H154L153 232H152V234L150 233V234H148V236H150V237H152L153 239L156 237H153V235H157V234H154V233H157V232H155L156 230L153 228V226L151 227ZM163 229V228H162ZM187 229V230H188ZM193 229V231H195ZM67 230V229H66ZM101 230V231H102ZM105 230H103V232L102 233H104L103 234V237H104V235H105V232H106V235L107 236H111L110 234H108L107 232H112V230H109V231H105ZM147 230V229H146ZM148 230H150V229H148ZM148 230H147V232H148ZM182 230V229H181ZM189 230H188V232L186 231L185 233L186 234H184V231L182 232V236H181V238L185 235V236H187V233L189 234ZM105 231V232H104ZM120 231H122V229L120 230ZM218 231V230H217ZM113 232H115V229H114V231ZM113 232H112V234H113ZM116 232H119L118 231V229L116 230ZM144 232V231H143ZM142 232V233H143ZM147 232H145V234L144 235H146V233ZM150 232V231H149ZM179 232H181L180 230H179ZM216 232V231H215ZM222 232V231H221ZM159 233H161L160 231H159ZM158 233V234H159ZM190 233H191V230H190ZM48 234V233H47ZM84 234V233H83ZM162 235H163V232L161 233ZM196 234V233H195ZM198 234V233H197ZM196 234V235H197ZM76 235V234H75ZM106 235H105V237L104 238H106ZM152 235V236H151ZM161 235V236H162ZM202 235H204V234H202ZM58 236V235H57ZM139 236V235H138ZM158 236V235H157ZM184 236V237H185ZM198 236V235H197ZM61 237V236H60ZM84 237H86V236H84ZM144 237V241H145V236H143ZM158 237H159V239H158ZM158 237H156V239L158 240V242H159V240H160V238H162V237H160V236H158ZM165 237V236H164ZM163 237V238H164ZM76 238H77V236H76ZM109 238V237H108ZM148 238V237H147ZM178 238H180V235L178 236ZM180 238V240H182ZM196 238V237H195ZM195 238H193V240L195 239ZM212 238V237H211ZM56 239V238H55ZM78 239V238H77ZM86 239H87V237H86ZM102 239V238H101ZM100 239V240H101ZM149 239V238H148ZM91 240V239H90ZM105 240V239H104ZM103 240V241H104ZM141 240V239H140ZM151 240V239H150ZM150 240H148V242L150 241ZM175 240H179V239H175ZM175 240H173V241H175ZM190 240V239H189ZM45 241H47V240H45ZM72 241V240H71ZM81 241V240H80ZM79 241V242H80ZM83 241V240H82ZM86 241V240H85ZM105 241H107V240H105ZM172 241V242H173ZM184 241H185V239H184ZM195 241H197V240H195ZM200 241V240H199ZM72 242H74V241H72ZM122 242V241H121ZM147 242V241H146ZM147 242V243H148ZM155 242L156 243H154V240H153V244H157V246H159L160 248H162V246L161 245H158V244H161V243H157V241L155 240ZM163 242H165V241H163ZM178 242V241H177ZM186 242H188V241H186ZM190 242V241H189ZM188 242V243H189ZM194 242V241H193ZM85 243V242H84ZM147 243H144L143 242V250H144V245H146V248H145V250H148L147 248V245H149V248H151V245H150V243L149 244H147ZM187 243V244H188ZM74 244V243H73ZM79 244H81V243H79ZM192 244V243H191ZM191 244H190V246H191ZM81 245H83V244H81ZM85 245V244H84ZM104 245V244H103ZM193 245V244H192ZM78 246V245H77ZM86 246V245H85ZM164 246V245H163ZM167 247H169L170 245H166ZM182 246V245H181ZM188 246H189V244H188ZM75 247V246H74ZM74 247H72V248H74ZM80 247V246H79ZM184 247V246H183ZM182 248V247H181ZM189 248V247H188ZM76 249H78V248H76ZM162 249H164V248H162ZM167 249H169V248H167ZM171 250V252H172V249H170ZM162 251H164V250H162ZM158 252L160 253L161 251H159L158 250ZM166 252H167V250H166ZM189 252V251H188ZM167 255V254H166ZM147 258H148V256H147ZM172 258V257H171ZM210 261V260H209ZM143 262V261H142ZM92 263V262H91ZM89 264V263H88ZM140 264V263H139ZM201 264V263H200Z\"/></svg>",
	"mask_w": 264,
	"mask_h": 264
},
{
	"label": "clouds",
	"instance_id": "obj_3",
	"mask_svg": "<svg viewBox=\"0 0 264 264\" xmlns=\"http://www.w3.org/2000/svg\"><path fill=\"white\" fill-rule=\"evenodd\" d=\"M116 4L122 6V10H118L114 6ZM108 11L109 14H116L115 29H107V22L101 19L98 0H56L52 28H63L74 38L82 37L88 30L98 45L110 42L121 52L135 58L147 47L144 36L166 30L168 18L178 12V6L165 0H114ZM204 51L194 48L191 55L199 57ZM28 131L11 117L0 119V133L21 157L27 156L30 148ZM153 257L155 264L167 262V255L163 252ZM175 264H190L188 256L181 254Z\"/></svg>",
	"mask_w": 264,
	"mask_h": 264
},
{
	"label": "water",
	"instance_id": "obj_4",
	"mask_svg": "<svg viewBox=\"0 0 264 264\" xmlns=\"http://www.w3.org/2000/svg\"><path fill=\"white\" fill-rule=\"evenodd\" d=\"M0 264H3V263L0 262Z\"/></svg>",
	"mask_w": 264,
	"mask_h": 264
}]
</instances>
